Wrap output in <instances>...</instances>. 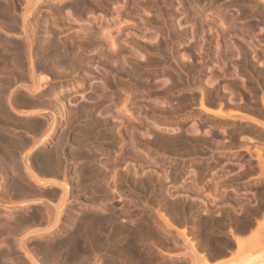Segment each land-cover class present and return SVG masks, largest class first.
<instances>
[{
	"label": "rangeland",
	"instance_id": "374dc122",
	"mask_svg": "<svg viewBox=\"0 0 264 264\" xmlns=\"http://www.w3.org/2000/svg\"><path fill=\"white\" fill-rule=\"evenodd\" d=\"M7 1L8 0H0V3L3 2L1 4H5L4 6H7L8 4L11 5V7L8 5L9 6L8 9H10L9 11L10 12L12 11L14 13L13 15L16 16L19 19L20 18L19 17L20 16L19 15L20 14L19 12H20V10L23 9V7H24V4L23 3H25V2H23V0H20V1H18V3H16L18 5H16V4H14V0H11L13 2H10V1L7 2ZM149 1L150 2L152 1L153 4H151L152 2L150 3ZM236 1H237V3H236ZM241 1L240 0H232V2H230V0H196V1L195 0H133V1L132 0H130V1L129 0H93V1L92 0H77V2H76L74 0H72V1L71 0H61V1L60 0H53V1L52 0H45V2L43 3V5L40 6V9H39V12H38V13H41L40 16L41 15L42 16L41 17L34 18L35 15H36L35 14L34 17H32V16L30 17V19L32 18L31 19L32 21L34 19H35L34 20L35 22L38 21L37 24L38 23L39 24H42V25H38V26H40L38 28H41V29H38L37 30V34L35 36V39L36 40L34 41V43L36 42L35 44H39V45L36 46L35 44H33V47L32 48H36L37 49L40 46V44H43L44 43L42 50L45 51V49H46V52H47V53L46 52H43L42 54H39V53L42 52V50L40 51L41 48H38L37 50L35 49L36 52L33 51L34 49L31 50L32 53H33V57H35L34 59L35 60H36V58L38 59V60L35 61L36 63L39 62V59L40 58H42V57L43 58L44 57H49V55H50V50H49V52L47 50L48 49L47 48V45L48 44L45 43V41H44V38L47 35H48V37L51 36V40L52 41L53 40H57V42L54 41L57 44V49H58V46L60 47V49L63 48V47H65L66 50H67V52L70 53L69 52V49L71 48L72 50L71 49L70 50H71V52H73L74 51L73 48H75V46H77L76 49L78 48V51L75 50L73 53H70L72 59H73L72 56H74L75 59H76V58H79L80 57V56H76V54L77 55L78 54H81V59L83 60V57H85L86 60L88 61L87 62L86 60H83L84 61L83 62L79 58L78 60H80L81 62L80 61L77 62V60L73 59L72 63H70L71 62L70 54H67L66 55L65 54V53H67L66 50H65V53H62L61 54V52H64L63 50L65 48L61 49V52H60V49H58V52H60L58 54V56L56 55L58 58L55 57L54 55H53L54 57L53 56H51V58L49 57L50 60H51V62L52 61L53 62H56V61H58L59 58H63V56L65 54L66 55V58H64L65 61H64L63 65L64 66L66 65V66H65L64 69H68L69 71H71V72H69L67 70L64 71V69L62 71L60 68H63L64 66H61L59 68V66L62 64L61 63L59 65L57 64V66L54 67V73H51V74L48 73L49 75H53V78H54L53 79L52 76H51L52 81L50 80V82H51L50 85L56 86L57 87L56 89H58L59 86H60L61 87L60 89L63 90L59 94H60V97L62 99H63V97L65 98V99L62 100V102L64 104V108H66L65 109L66 110L65 112L67 113L68 111H70L68 113H71L72 110H73V112L76 111L75 112L76 114H74L72 112L73 113L72 116L78 115L77 113H79L80 110L78 112L77 105L79 103H83V104L85 103L87 105V107L84 106L85 104L84 105H78V106H81V108L79 107V109L83 110L82 109V106H83L84 109L86 108V110H88V109L90 110V114L88 113L89 110L86 111L87 114L84 113L85 111L84 112H80L79 113L80 115H78L79 117L80 116L82 117V118L80 117V119L77 116L75 118H73L71 115H69L67 113L66 115L68 116L69 120L65 117V112L63 111V119H62L63 121L60 120V123H59V125L56 128V137H58V138L60 137V139H57L55 137V139H57V140L64 141V142H61V143H64L63 144V147L66 150V152H68V153H66L65 150H64L65 154H67V155L66 156L63 155L64 158L66 157V159H64L65 162L62 159V161L66 164V165L65 164H63V165H64V167H68L69 170L67 168H65V169H67L68 175L71 176V174H72L71 170H73V164L71 163L72 162L71 157H69L70 156L69 153H71L70 147L73 148V149L74 148H76V149L79 148V152H82V150L83 151L86 150V151H89V152L91 151V153H93L92 150L94 148H92V146H95V149H94L95 152H94V154H97V155H94V157L96 158V156H97V158L98 157H101V158H98V159L96 158L97 161L99 160V162H96L95 161L96 159H94V163L96 165V164H99L100 162H102V164L100 163L99 165H100V167H101V165H103V166H102V168H100V167L99 168L101 169V171L105 170V172H106V173H103L104 171L101 172L102 173V176H104L103 179L100 180V181L99 180H95L92 183L93 184L92 185L93 187L92 186H89L88 188L81 189L80 191L78 189H76V188L74 189L76 191L78 190V192L72 194V197H74V198H72L73 207L74 208L75 207L76 208H79L80 206L83 207V206H88L89 204L91 205V203H92V207H93V205H95V204L92 201L90 202L88 200L89 199L90 200L96 199L94 201L96 202V204L98 203V205H97L98 207H99V205L101 203H102V205H100V206L105 207L104 212H106L107 210L108 211L106 213H109V211L112 213V212H114V210H115V212L117 211L118 214L116 213V215L113 216L114 218H117V220H118V217H120L122 213L123 214L124 213L126 214V216L124 215V216H121L119 218V220H118L119 222H117V220L114 219V221H116V223H118V224H122L123 220H122V222H120V219H122V217L123 218L125 217V220L127 221L125 224H127L128 221H130L132 219L135 221V223L138 221L137 223H139V225L140 224H143V225L145 224L144 226H146V224L148 223L149 227L147 225L145 228H148V229L150 228L151 231H152V229L155 230V231L157 230L156 232H157V235L158 236L155 234L156 233L155 231H152L153 232L152 235H155V240L154 241L152 240L154 243L151 241V238H152L151 236L152 235L150 233H147V232L146 233L149 236H147V237L145 235L143 236V238L146 237V240L143 239V238H140L141 241H143V242H141L140 239L138 238L139 240L137 242V244L138 243L141 244V245L138 244L137 245V248H139V246H142L143 249H144L145 248V245L148 247V248H145L144 249L145 251L142 249V247L139 248L143 252H147V253H144V254H146L148 257H149V255H151L152 250H153V252H157L156 253V256L159 255L158 253H160V252L158 251V249H157L158 247L157 246L159 244H162V245L164 244L163 243L164 237H166L168 235V233H169V236H172L173 235L172 233L176 234L175 232H177V234L178 233L180 234V231L179 230H181L182 228H184V229L186 228L185 229V231H186L185 234L189 233V234L186 235V236H189V237H187L188 240L187 239L185 240L186 242L185 241H182V240H184L183 238H185V236L182 239L180 238V237L183 236V234H181L182 236L180 235V237H179L181 240L179 238H176L175 236H173V238L167 236L168 239L169 238L170 239L168 240L167 237H166L165 241L167 243H169V244H167V243H166V245L164 244L163 245L164 247L162 245H159V248L161 246V248H163L167 252L165 254L164 253L162 254V252H161L162 256L160 254L158 257H156V256H154L155 253L154 254L152 253V255L150 257L154 256V258H152V259L149 258L148 259V257L146 255H143V252H140V253H142V255L140 253H138V255H136V256H138L137 258H140L139 259V262H138V259L135 258L136 257L135 255H134L135 257L133 256V260H132V258H130L131 255H129V258L130 259L128 257L125 258L127 261L123 259L124 260V264H129L131 262V260H132V262L130 264H140V263L141 264H145L146 261H147V264H163V263L164 264H168L170 261H168V263H167V260L163 256L170 255V254H175L174 251L177 250L176 249V246L178 245L177 248H180V247H182L183 244H186L184 246L186 247V252L185 253L187 255H190L191 253L193 254V251L194 250H195V252H198L199 253L200 252V249L197 248L198 246H194V245H197L196 244L197 238H199L200 239V242L203 243L202 246H206L208 248L207 249L206 247H204L207 252H208V250H209V252L212 251V250H217L216 252H220V251H218L219 249L221 250V252L222 251H225L226 249L222 250V248H227L226 246L227 245H230L231 243H229L230 240L225 235L226 232H225V229L224 228H226V227L228 228L229 227L228 229H230V231H233L234 230L233 227L235 225V222H233L234 224H232V222H231V221H234L235 220V219L234 220L233 219L231 220V216L233 218L234 217L233 215H235L236 217H234V218H237L240 215V213L242 212L241 214H243V215H240L238 217V219H237V220H239L240 223H238V221H236V220L235 221L237 222L236 224L244 223L243 221H245V218H247V216L249 215V212L246 211V210L250 207L251 202H255L256 203V201H258V199H255L254 200L252 198L250 200H246V201H249V202L247 204H245V203H242V201H244V200L243 199H240L237 196V194L241 190V182L240 181H242L244 179H247V177H250L251 175H253V174L256 173L255 172L256 166H255V160H254V158H255V156H258V155H256L257 154L256 153L257 150L256 151L253 150L252 147H251L253 143L244 141V138L245 137L248 138V136H249L252 140L253 139H256V140H258V142H262V141L264 142V132H259V130L256 129L255 127L253 129V126H255V125H253V123H252V127L249 126L250 128H248V126H247L248 124H246L244 121H242L240 119H236V118L234 119V118H231V117L229 118V117H226V116H225L226 118L225 117H221V116H215V115H212V114H210L208 112L205 113L204 111H202L200 109V104H201L200 102L202 100L204 101V104H206L208 107H210L212 109L215 106H219V107L221 106L222 108L223 107L225 108V106L228 105L227 102H228L229 97L231 95V94L229 95L230 92L231 93L232 92L234 93L233 94V99H236L235 100L236 102L237 101L238 102L240 101L239 103H241L240 104L241 106L244 105L243 103H245V105H246V102L248 101V99L250 100L249 102L253 101L252 99H254V101L257 100V101H255L256 103H251L252 104L251 105L250 103L247 102V104L248 105L250 104L254 110L259 109V111H260V110H262L264 108V105H262V103L264 104V101H262L264 99V97L262 96V95H264V86H263L264 85V66L263 67H258L259 65H257V64L260 63V61H263L264 60V41H263L264 40V35H262L264 33H259V31H262V32L264 31L263 29H261L262 26L264 28V25H263L264 24V21H263V19H261V18H263V15H264V0H241ZM71 2H75V3H72V4H75V5H76V3L81 4L80 9L78 11H73V10H75L74 5H70L69 6V4H71ZM50 3H53L54 6L51 4V5H49L50 7H47L48 4H50ZM57 3L60 4V5H58ZM148 3H150V4H148ZM22 4H23V6H22ZM242 4H243V7H242ZM13 5H14V7H13ZM55 5L58 8V9L56 8V10L54 8V7H56ZM81 7H82V9H81ZM252 7H253V9H252ZM14 8H16L19 12L16 9H14ZM241 8L244 9L243 12H242V9ZM245 8L246 9L248 8V9H251V10H246ZM161 9H162V11H161ZM57 10H58V12L55 13ZM159 11H161V12H159ZM244 11L245 12L248 11V13L247 12L245 13ZM16 12H18V13H16ZM78 12H79L80 15L77 14ZM239 12H241V13H239ZM68 13H69V16L67 17ZM75 13H76V15H75ZM192 13H194V14H192ZM243 13L245 14L244 17H242L243 16ZM250 13H251V15H250ZM260 13L261 14L263 13L262 16H261ZM53 14H55V15L57 14V15L55 16ZM165 14H167V15H165ZM253 14H254V17L253 18H255L256 16H258V18L257 17L255 18L257 20L253 19V21H254V23L256 25L260 22L259 20L263 21V22H260L258 24L261 28L258 25H257L258 27L255 26V24L252 21V17H249V16H253ZM1 15L2 14H0V16ZM17 15H19V16H17ZM43 15L44 16L46 15L48 18H46V16H45V18H43L44 17ZM59 15H62V16H59ZM217 15H219V16H217ZM36 16H39V14L36 15ZM57 16H58L59 19L57 18ZM193 16L195 17V21H194V17ZM199 16H201V18ZM231 16L233 17V19L230 18ZM91 17H95V21L93 20L94 18H91ZM206 17H207V19H206ZM259 17H260V19H259ZM41 18H43V20ZM76 18H77V20H75ZM167 18L169 19V21H168ZM186 18L188 19V21H187ZM218 18H219V20L223 19V20L219 21L222 26L224 25L225 22L228 23L227 20H229L230 22L232 21L231 23L229 22L228 24L226 23V25H224V27H225V29L227 31L224 30L223 27H220L219 26V24H218L219 23L218 22ZM248 18L249 19L251 18L250 19V22L251 23L249 22V19ZM49 19L50 20L53 19L54 21L59 22V24L54 25L53 24L54 21L52 20L53 21V23H52ZM192 19H193V21H192ZM211 19H213V20H211ZM224 19H226V20H224ZM39 20H41V21H39ZM89 20H93L94 21V22L91 21V23H90L91 29H89V32H88L89 35L86 34V37L85 36H83V37L80 36V37H82V38H80L79 35L80 34L82 35V33L79 31V29H81V27H82L81 24H85V26H87L88 25L87 22ZM154 20L156 21V24H154L155 23ZM214 20H216V22ZM243 20H244V22H243ZM3 21H7V18H5L4 15L1 17L0 23H3ZM66 21H67L68 25H67ZM245 21H248L249 23L248 22H245ZM62 22H65L66 25H64L65 23H62ZM222 22H224V23L222 24ZM235 22H236V24H235ZM242 22L245 23L244 24L245 27H244V25L241 24ZM6 23H5V26L8 25V23L7 24ZM18 23H19V20H18ZM60 23H61V25H60ZM247 23L248 24H251V25H248ZM3 24L2 25L0 24V39H1L0 40V49L2 47L3 50H4V46L5 47L7 46L6 49L12 46L11 49L7 50V52H6V50L3 51V52H5L4 56L6 55V57L7 58L9 57L8 59L10 60V58H11L10 56L12 55V52L15 49V47L13 48V45H17L18 44V46H20V44H21V47L23 45V43H22L23 42L22 41L23 39L21 38L22 37V35H21L22 32L20 34L19 24H18V26H16V27H18L17 28L18 30L15 29L16 27L15 28L13 27V29H15V30H12V27L10 28L9 25H8V27H4ZM172 24H174L175 26L172 25ZM51 25L53 26V29H54L53 31H51L52 30L51 29L52 28ZM95 25L96 26L98 25V26L96 27ZM193 25H195L196 27L193 26ZM227 25L234 27V29L231 28V27L228 28L230 30L232 29L231 30L232 32L236 30L235 28H237L236 32H234V35H233V33L227 34L228 31H229L227 29ZM56 26H57V28H56ZM101 26H102V28H101ZM211 26L213 27V29L211 28ZM238 26L240 27L239 28L240 30H238ZM251 26H255V27L254 28L253 27L251 28ZM48 27L51 30L48 29ZM93 27H96V28H93ZM176 27H178V28L176 29ZM7 28H10V29H7ZM58 28H60L61 30L58 29ZM97 28H99L100 30L97 29ZM171 28H173V29H171ZM243 28H244V30H243ZM247 28H248V30H247ZM249 28H251L252 31L255 29V31H253L255 33H253L254 35H252V32H251L250 36H252V37H248V36L245 37V34L246 35H249V33H250L249 31H251V29L249 30ZM43 29H45V30H43ZM101 29H104L103 33L106 32V33H104V35L106 34V37H104V36L102 37V35L100 37L99 34L96 35V33H98L99 31H100L99 32L100 34L102 33L101 32L102 31ZM139 29H140V31L138 32ZM16 30L19 32V34H17L18 32ZM46 30L47 31L50 30V31H48L50 35L48 34V32ZM223 30H224V32H223ZM92 31H94V32H92ZM165 31H167V32H165ZM169 31H171V32H169ZM238 31L239 32L240 31H244V32H242L243 34L240 32L242 34L241 35ZM245 31H246V33H245ZM52 32L55 35H53ZM78 32H80V33L78 34ZM174 32H175V34H174ZM181 32L183 34L180 35L179 33H181ZM247 32H249V33H247ZM44 33L47 34V35H45ZM90 33H92V34L90 35ZM140 33L141 34L142 33L143 34L146 33V34L141 35ZM258 33H259V35H257ZM93 34H94V36L95 35L98 36V40H100V42H101L100 45L98 44L99 41H97L96 36H95V38L94 37L92 38ZM169 34H170V36H169ZM6 36L8 38H6ZM52 36H54L55 39H54V37L52 38ZM171 36H172V38H171ZM177 36H178V38H177ZM239 36H240V38H242V36H243V38L244 39L246 38L247 41H245L243 38H242L243 39V41H242L239 38ZM9 37H10V40H9ZM89 37L92 38L93 41L90 40ZM107 37H111L110 38V41L111 40H114V39H112L113 37L115 38V41L117 40L116 42H114V45L116 43H118L117 44V47L115 45V48L116 49L114 48V50L113 49L111 50V45L109 47L110 41H108V44H106L107 42H105V44L103 45L104 41H106V39H108ZM164 37H165V39H164ZM4 38L7 39L8 42L7 41H3L4 42L3 43L2 42V39H4ZM37 38H38V40H37ZM104 38H106V39L104 40ZM20 39H22V40H20ZM41 39H42V41H41ZM102 39L104 41H101ZM169 39H170V41H168ZM17 40H19V41H17ZM63 40L64 41L71 40L76 45L75 46H71L73 44H72L71 41H69V42H66L67 45H63L62 46V44H66ZM94 40H96V41H94ZM11 41H14V44H11ZM62 41L64 43H62ZM84 41H85V43H84ZM86 41H88V43H89V41H91L92 44H96L94 42H97L98 46L97 45L96 46L99 47V48L101 47V48L100 49L99 48H94V47H96L95 45L90 46L91 44L89 45L88 43H86ZM155 41L157 42V44L159 43L158 45H159L160 48L157 46V44H154V43H156ZM218 41H219V43H218ZM229 41H231V42H229ZM252 41H253V43H252ZM5 42H6V44H5ZM82 42L84 43V45H82V46L79 45ZM243 42H245V43H243ZM246 42L248 44H251L252 43L253 45L255 43L256 45L253 46V47H251V45H252L251 44V45L248 46L249 49H246V47H247L246 46ZM259 42H260V44H259ZM7 43H9L11 45H9V44L7 45ZM143 43H144V45H142ZM1 44H2V46H1ZM146 44H148V45H146ZM153 44H154L155 47L153 46ZM156 46L159 48V52H158V49H156L157 48ZM199 46H201V47L199 48ZM244 46H246V47H244ZM148 48H150V50H148ZM216 48L218 50H216ZM222 48H224V49H222ZM235 48H236V50H235ZM254 48H256V49H254ZM152 49H153V51L155 50V52H152L151 51ZM194 49L195 50L197 49V50L195 51ZM225 49H227V50H225ZM229 49H231L232 52ZM238 49H240V50H238ZM146 50H148V51H146ZM161 50H163L164 53ZM251 50L253 52L254 51L255 52L253 53ZM37 51H38V55H35L34 56L35 53L37 54ZM156 51H157V53H156ZM160 52H162V53H160ZM240 52H242V54ZM7 53H8L9 56L7 55ZM74 53H76V54L75 55H72ZM148 53H150V54H148ZM158 53H159L160 56L158 55ZM255 53H257V56L258 55L259 56L256 57V59L251 60L250 59L251 56H252V58H254L255 56L253 57V55ZM45 54H47V56ZM82 54L85 55V56H82ZM163 54L164 55L166 54V55L164 56ZM40 55H42V56H40ZM68 55H69V57H68ZM168 55H169V57H168ZM175 55H178L179 58L177 56H175ZM242 55H245V56H242ZM38 56H39V58H38ZM229 56H231L232 58L231 57L229 58ZM111 57L113 58V60L115 58V63H111V62H113L111 60L112 59ZM243 57L244 58L250 57V58L249 59L246 58L247 59L246 60ZM53 58H54V60H53ZM55 58H57V60ZM219 58H221V59H219ZM8 59L6 61L7 63L10 62ZM66 59L67 60L69 59V63L70 64L68 63V61ZM74 60L76 61V63H75L76 66L73 64V62H75ZM151 60L152 61H155L156 60V61L155 62H152ZM158 60H159V62H158ZM148 61L151 64V65L148 64L149 66L145 65V64H147ZM240 61H242L243 64H241L242 62H240ZM250 61H251V63L252 62L254 63V65H255L254 67L257 70H258V68H259V70L263 69V70L260 71L261 73L258 72V74H256L257 76L254 75L255 74V71L257 73V70L253 67V64L250 65V63H249ZM254 61L256 62V64H255ZM1 63L2 64L3 63L5 64V62H3V61ZM10 63H13V62H10ZM24 63H26V61ZM136 63H137V65L139 63L138 68H137ZM157 63H159V65ZM223 63H224V66H223ZM262 63H264V62H261V64ZM68 64L70 65V67L72 66L71 64H73L72 67L75 68V69L77 67L78 69L75 71V69H73L72 67L70 68ZM141 64H142V66L144 68L141 67ZM3 65H0V66L1 67H4L5 65L4 66ZM6 65H8L7 67H11V64H6ZM67 65H68L69 68L67 67ZM80 65H82V67L85 66L84 67L85 69L83 70V68ZM244 65H249L251 68L249 66L248 67L252 71L249 68H247V66H244ZM262 65H264V64H262ZM79 66L81 68H79ZM217 66H220V67H223V68L221 69L220 67L218 68ZM24 67H26L25 64H24ZM87 67L89 69H86ZM134 67L136 68V71H138L137 72L138 75H137L136 72H134V69H135ZM243 67H245V68H243ZM252 67L254 69H252ZM72 69L74 70V73L72 72L73 71ZM138 69H140L141 71L138 70ZM233 69H235V71ZM240 69H242V70H240ZM89 70H92L93 72L92 71L91 72L94 73V74H92ZM246 70H247V72H246ZM88 71L90 72V74H89ZM248 71L249 72L251 71L250 72L251 74L254 73V74H252L253 77L249 76L251 79L248 77V74H249ZM0 72H1V75H3V76L0 75V79H1L0 82H3L2 79L4 78V80H5L6 79L5 77L8 76L9 73L6 75L7 72H5V73L2 72V71H0ZM105 72H106V74H105ZM125 72H126V74H125ZM127 72L128 73H132V74H127ZM244 72H246V73H244ZM133 73L135 75H133ZM194 73H196V74H194ZM57 74H59V75H57ZM107 74H108V76L105 77L104 75H107ZM245 74H247V75H245ZM251 74H249V75H251ZM60 75L61 76L63 75V76L60 77ZM78 75H80V76H78ZM243 76H245V77L243 78ZM57 77L59 79H57ZM23 78H24L25 81L24 80H22V81L29 82V80L26 79L28 77H24L23 76ZM253 78L256 81H259V80L262 79L261 82H259L258 86H257V83L258 82H256V81H255L256 83L254 81H251L252 84H250L251 82L249 83L247 81V80H249V81L250 80H253ZM258 78H261V79L258 80ZM19 79H20V81L18 83L17 81ZM21 79H22L21 77L16 78V80H14V83L15 84L12 81L13 87H11V84L10 83H9L10 84L9 87H8L9 84L7 85L5 83L7 85V87L10 88L8 90V88L6 87L7 92L8 91L9 92H11V91L15 92L13 94V98L15 100L17 98L16 103H17V101H19V97H20V99L23 98V97H29V95L27 93H25L23 90H21L22 85H23V84L21 85ZM85 79H87V80H85ZM209 79H211V80H209ZM213 79H214V81L211 82ZM207 80L210 83H213V84L212 85L211 84L209 85V83H208ZM100 81L101 82L102 81L105 82L104 85L105 86H108V87H106L108 89H104L105 86L103 85V82L100 83ZM215 81H217V82H215ZM58 82H60V83H58ZM76 82H78V83L76 84ZM97 82L99 83L98 85H96ZM244 82H245V84H247V82H248L250 84V85L248 84V86H251L252 88L251 87H247V85L245 86ZM55 83H57V84H55ZM92 83L95 84V86L94 85H91ZM253 84H254V86H253ZM260 84H261V86H260L261 88L259 87ZM17 85L19 86L18 88H16L17 90H13V88L15 86L17 87ZM69 85H70V87H69ZM84 85H86V86H84ZM90 85H91V87H90ZM101 85H103V86L101 87ZM74 86H76V87H74ZM93 86H94V88H92ZM98 86L101 87L100 90H99V87ZM262 87H263V90H262ZM70 88H71V90H70ZM102 88L105 91L101 90ZM245 88H248L249 90L252 89V90H250L251 92L253 90H255L256 93L252 92L251 93V94H253V97H252V95H249V92L250 91L248 89H247L248 90L247 91ZM6 89H5V91H6ZM90 89L91 90H94V91L91 92ZM18 90H19V92H18ZM123 90H124V92H123ZM243 90L245 92H243ZM22 91H23V93H22ZM239 91H241V92H239ZM9 92L7 94H6V92H4V93L6 95H8ZM65 92H67V93H65ZM90 92H91V94H93L92 96H90L91 95ZM105 92H106V95H105ZM247 92H248V95L247 96L249 98L248 97L245 98L246 96H243L244 93H247ZM260 92H262V93H260ZM64 93H65L66 96L64 95ZM97 93L100 96H99V98H96V99H100V100H97L96 101L94 96ZM102 93L104 95H101ZM15 94L20 95V96L17 97V95H16V98H15ZM23 94H26L27 96H25ZM127 94L131 95L130 97L128 96L129 99L127 97L125 98V96H127ZM239 95L240 96L242 95V97H240ZM254 95H255V98H254ZM118 97H119V99H118ZM120 97H122L121 99L123 100V102L126 101L125 99H128V102H125L127 104V105H125L127 108H124V106H123L124 104H122V106H121V103H123V102H122V100L120 101ZM241 98H242V100H245V101L247 99V101L246 102L245 101H242V100H240ZM93 100H95L96 103H94ZM100 101L102 102L101 104H100ZM97 102H99V103L97 104ZM88 103H90V104L91 103H94V104H97V105H95V108H94V104L93 105H90ZM219 103H221V105H219ZM19 104L20 103H18V105L16 104V106H21V104L20 105ZM65 104H66V106H65ZM117 104H118V106H117ZM229 104L231 106L233 105L231 103H229ZM253 104H255V105L258 104L257 105L258 107L255 109L256 106H253ZM260 104H261L262 107L259 106ZM22 105H24V104H22ZM101 105H102V107H101ZM230 105H229V108H235V107H231ZM67 106L69 108L70 107H73V108H71L72 110L69 109ZM75 106H76V109L77 110L75 109V111H74ZM103 106L104 107L107 106L110 110L107 109V107L104 108ZM119 106H121V107H119ZM233 106H237V105H233ZM22 107L25 108V110H26V108L28 109L30 106H28V107L22 106ZM22 107H20V108L19 107H16V109L18 108L20 110ZM91 107H92V109H90ZM100 108L101 109L104 108V111L105 112L102 109V113L103 114H105L107 112L106 114H108L109 117H110L109 114H112L114 116L117 115L116 118L114 116H112V115H111L112 117L108 118V116L106 114L105 115L107 117H103L102 116L103 115L102 113H101L102 115H98L100 113L99 111H101ZM226 108H228V106ZM96 109H98V110H96ZM124 110H125V112H128L130 110L129 111V112H131L130 116L131 115L132 116L135 115V116H133L134 119H130V118H133V117L132 116L129 117V114H128L129 112L126 113L127 115H125ZM55 111L57 113H59L58 112L59 110L58 111L55 110ZM96 111H98L99 113L96 112ZM8 112L10 113L11 111H8ZM95 112L97 113V115H95L96 114ZM118 112H120V113H118ZM81 113H82V115H81ZM10 114H12V112ZM119 114L120 115L121 114H124V115H121L122 116L121 117V116H119ZM84 115H86V116H84ZM87 115H89V116H87ZM12 116L16 118L15 119V123H21V122H24L25 119L26 120H31L32 118H34V117H26L27 115H22V116L18 115L17 116L16 114H13ZM57 116H59V115H57ZM96 116L97 117L99 116V118L102 116L103 118L108 119V120H106L107 123H105L106 121L104 122L105 119H103V118H101V119H103L102 121L104 123L102 121L100 122L99 118H97ZM123 116H125V117H123ZM86 117H90V118L87 119ZM93 117L97 118L99 120V121L98 120L97 121L100 122V123H97V121L94 118L93 120L96 121V122L94 121L96 124H98V125L101 124L97 128H96V126H98V125H96L95 123H94L95 125H93V122L89 121ZM61 118L62 117H60V119ZM21 119L22 120L24 119V120L21 121ZM64 119H65V121H64ZM66 119L68 120V122L71 120L70 122H71L72 125H70L69 123H67L66 122ZM75 119L76 120L79 119V120L76 121ZM82 119L83 120L87 119V121L86 120H85L86 122L85 121H82ZM40 120H43V119H40ZM74 120H75V124L76 125L73 122ZM111 120H112V122H110ZM227 121H230V122H227ZM65 123L66 124H69V126L67 127V125ZM82 123L83 124L85 123V124L83 125ZM89 123H91V124H89ZM102 123L105 124V126L102 125ZM63 124L66 126V128L68 129V131L65 130L66 128H65V126ZM78 124H80V125H78ZM81 124H82V126H81ZM109 124H111L112 127L111 126H108ZM231 124L234 125V126H232ZM85 125H86V128H88V126L90 125V128H88V130H86L85 129ZM91 125L93 127H95L94 128L95 130L97 129V133L94 132L93 127H91ZM76 126H78V127H76ZM16 127L18 128V126H16ZM74 127H76V129ZM235 127H236V129H234ZM91 128H92V130H93L94 133L91 132L92 131ZM110 128L113 129V130H110ZM18 129H20V126H19ZM207 129H208V131H207ZM224 129H225V131H224ZM248 129H249V132H247ZM250 129H252L251 132H250ZM73 130H74V132H73ZM79 130H80L81 133H83L85 130H86L87 133L89 132L88 133L89 134V136H88L89 138L87 137L88 134L86 132H84V134H82V136H81V138H82L81 139L80 138V135L81 134H80ZM81 130H83V131H81ZM76 131H77V134L75 133ZM205 131H207V132L205 133ZM230 131H232V133ZM71 132L73 134H71ZM90 132H91L92 135H90ZM99 132H100V134H99ZM102 133H105L106 136H104V134H102ZM211 133H212L213 136L211 135ZM95 134H97V135L95 136ZM78 135H79V140L78 141L80 142L79 144H78V141H76L77 140L76 138H78ZM85 135H86V138L85 139H87V138L89 139L87 142L83 138V137H85ZM129 135H131V136H129ZM242 135H244V136H242ZM61 136H63V137H61ZM91 136L92 137L95 136L97 138L100 137V140H101V138H102V140L101 141L100 140L95 141V139H94L95 137L94 138H90ZM109 136H110V138H112V137L113 138L110 139V138H108ZM65 137L68 140L67 139L64 140ZM103 137H104V139H103ZM121 137H122V139H120ZM125 137H128V138H125ZM55 139L52 141V143H49L51 146L48 144V146H50V147L47 146L46 148H51L53 143L58 142ZM70 139L72 141L74 139L75 142L73 141V143H75V144H73ZM91 139H93V140H91ZM128 139H130L131 141H133V143L131 144V141L130 140L128 141ZM162 139H164L166 142L167 141L168 142L166 143V142L162 141ZM106 140H108V141H106ZM65 142H67V143H65ZM111 142H116L117 143V146H116L115 143L112 144ZM89 143H91L92 146ZM101 143H102V146H101ZM107 143H108V145H107ZM81 144L82 145L84 144V145L81 146ZM86 144H88L89 146L87 145L85 147V149H84V146ZM257 144H259V143H257ZM56 145H58V143ZM99 145H100V148H99ZM106 145L109 146V147H107ZM132 145H134V146H132ZM53 146L55 147L54 144H53ZM103 146H104V148L106 147L105 150L109 151V153L112 152V154H110V155L107 154V151L105 152ZM90 147L92 148V150L90 149ZM67 148H69V151L70 152L67 151L68 150ZM81 148H82V150H80ZM120 148H122V149H120ZM96 149H97V151H96ZM262 150L263 149H261V151ZM72 152H74V151L72 150ZM114 153H115V155H114ZM263 153H264V150H263ZM106 155H107V157H112V158L113 157H115V158L118 157V158H117V160L113 159L115 161L110 162V161H112V158L111 159L110 158H107V159H109V161H107V159L105 158ZM68 157L70 159H68ZM104 158L106 159V161L104 160ZM258 158H259V156H258ZM100 159H101V161H100ZM259 159H261V158H259ZM76 161L78 163H81V160H76ZM119 161H120V164H116ZM112 164L115 167L118 166L119 169L118 168H117L118 170L116 168L114 169V166ZM122 164H124V165H122ZM126 164L128 165V167H127ZM198 164H201V165H205L206 164V167L203 166V167H205L203 169V167L201 165H198ZM207 164H208V166H207ZM242 164H243V166H242ZM248 164H249V166H248ZM110 165L113 167V169H112V167ZM106 166L107 167L110 166V167H108V169H107ZM226 167H229V169L226 168ZM97 168H98V166H97ZM105 168L107 170H109L111 168V170L110 171H106ZM248 168H249V170L247 171ZM190 169H194V170H196V169H200V170L203 169V170H201L200 172H198V170H196L197 172H195V173H198L199 175H197V177L194 178L196 175L195 176L190 175L189 174L190 173ZM227 169L229 170V172L227 171ZM114 170H116V171L114 172ZM121 170H123V171H121ZM214 171H216V174H215L216 177L214 176V174H212V172H214ZM108 172H109L110 175L108 174ZM123 172H125V174ZM112 173H114V175H115V173L118 174V175H115V177H114V176H112ZM201 173H202V175H201ZM103 174H106V177ZM121 175H122L123 178L121 177ZM228 175L230 177H228ZM116 176H118V177H116ZM112 177L113 178H116V179H112ZM192 177L194 178V181L196 183L195 182L194 183H191L190 179ZM187 178H188V180H187ZM117 179L119 181H117ZM229 179H230V181H229ZM139 180H141V181H139ZM236 180H237V182H236ZM98 181L100 183H98ZM224 181L225 182L226 181L227 182L229 181V182L228 183L227 182L224 183ZM95 182H97V183H95ZM101 182H104V183L102 184ZM116 182H117V184H116ZM139 182L144 183V185H147V183H148V187L147 186L145 187V186H143L141 184L144 187V188H142L141 185L139 184ZM97 184H100V185L102 184L101 186L105 185L103 188L100 186L101 187V189H100L101 191L100 192H97L95 190V189H98L95 186ZM159 185H160V187H159ZM186 186H188V187H186ZM97 187H99V186L97 185ZM93 188H95V189H93ZM104 188L105 189H108V191H106V192L109 193V196H107L108 194L106 192L105 193L107 195L104 193V191H102V190H105ZM110 188H114V189L113 190L112 189L110 190ZM158 188L160 189V191H159ZM262 188H264V186ZM88 189L89 190L91 189V192L88 191ZM244 189H247V188H244ZM94 190L97 193L93 192ZM109 190H110V192H109ZM73 192H75V191H73ZM118 192H119V194H118ZM161 192H162V195L165 194L168 198L167 197L163 198L165 195H163V197H162L161 194H160ZM99 193H100V195H99ZM170 193L173 194L174 199H173V196ZM104 194L106 195V198H103ZM115 194H116V196H115ZM157 194L159 196H161V198L158 197ZM183 194H184V196H182ZM91 195H95L94 196L95 198H93V196H91ZM169 195H171V196H169ZM180 196H182V197H180ZM162 198H163V200L164 199H167L168 201L170 200L169 202L167 200H164V202H166V203L168 202V204H170V205H168L166 203H163V201L160 203V201H158V200L159 199L162 200ZM176 199H178V201ZM101 200H103V201L101 203H99V201H101ZM107 200H109V201H107ZM182 200H183V202H182ZM87 201H88V203H87ZM187 201H188L189 204L187 203ZM173 202H174V204H173ZM177 202H179V203H177ZM103 203H105V204L107 203L106 206ZM156 203H158V204H156ZM108 204L110 206H108ZM111 204L113 205V207H112ZM164 204H166V206L168 205L167 206L168 210L167 209L166 210L169 211L170 214L168 212H166L167 213V215H166V213L164 212L165 209H163V208H166V206L164 207ZM171 204H173L172 207H170ZM242 204L244 205V207H243ZM240 205H241V207H239ZM97 206L95 205V207H97ZM114 206H115V208H114ZM121 206H122V208H121ZM158 206H160L159 207L160 210L161 211L163 210L162 212H164L167 217H169L172 214V216L169 217L170 219L169 218L168 219L170 220V222L173 221V222H171L172 224H174V223L176 224V225H173V226L178 227V225H179V227H178L179 230L178 229L176 230L173 227H166L165 226L164 222L156 214V211L157 210L159 211ZM176 206H177V208H176ZM106 207H108V208H111L112 207V210L113 211L109 210L108 208L106 209ZM169 207H170L171 210L174 209L172 212L173 213L176 212L175 214L177 215V218H176V215L175 216L173 215V213L171 212V210L169 209ZM132 209H133V211H132ZM249 209L251 210V207ZM179 210H180V212H179ZM244 210L246 212H248V213H246ZM138 211H139V213H138ZM71 212L73 214L75 212V210L72 209ZM135 212H136V215L133 216V214ZM148 212H150V213H148ZM2 213L3 212L0 211V215ZM145 213H148V214L146 215ZM187 213H189V214H187ZM129 214H132L133 218H132L131 215L129 216ZM142 214H144V215H142ZM151 214H152V216H151ZM168 214H169V216H168ZM180 214H182V215L184 214L186 216H184V215L182 216ZM111 215H113V214H111ZM127 215L129 217H127ZM155 215H156V217H155ZM178 215H180V217ZM244 215H246V217ZM144 216H146L147 218H145ZM150 216L151 217L154 216V218H149ZM197 216H199V217L201 216L200 217L201 219H199V217H197ZM205 217L207 218V220H206ZM241 217H243L244 219L242 220ZM0 218H2V217H0ZM127 218L130 219V220H128ZM155 218H157V219L159 218L160 220L159 219H158V221L156 220L157 221V223H156ZM189 218H190V220H189ZM210 218H212V219H210ZM213 218L215 219V221H214ZM222 218H224V219H222ZM135 219H137V221ZM150 219H151V222H152V219H153V221H154L153 223H156V224L151 223L150 222ZM171 219H173V220H171ZM0 220L3 221V219H0ZM125 220H124V222H125ZM144 220H146L145 223H143ZM147 221H149V222H147ZM210 221H211V223H210ZM124 222H123V224H124ZM199 222H202V223H199ZM260 222H258V223H260V225L257 223V225L260 226V227L257 226L256 227L257 230L255 229L253 231V233L254 232L255 233L254 234L252 233L250 239L249 238L246 239V240H249L247 242V246H248L249 243H251L250 240L253 239L252 242H254L258 238L256 240L258 242L255 241L254 244L251 243L254 246H252V245H251L252 247L250 245H249L250 247L248 246L249 249L252 248L253 250H257L258 249V247H257L258 244L259 245L264 244V241H263L264 240V229L263 230L260 229L261 226L264 225V219H263V221L261 220ZM161 224H163V226H165L166 228L163 227ZM199 224H201V226ZM227 224H228V226H227ZM231 224L233 225V227H231ZM155 225L156 226L158 225V226L156 227ZM210 225H211V227H209ZM217 225H219V226H217ZM197 226H199L200 228L202 227V228L201 229L199 227L196 228ZM151 227H152V229H151ZM154 227H156V228L154 229ZM157 228H159V229H157ZM189 228H190V230H189ZM219 228H222V229H219ZM231 228H233V229H231ZM205 229L206 230H208V229L211 230L212 229L211 232H210V234L212 233L213 235L212 234L210 235L209 232H206V233L203 232V231H206ZM158 230L160 231V233H162L164 231L163 232L164 233L163 236H162V234H161V236H160V234H158L159 233ZM195 230L198 231V232L200 231V232L199 233L198 232L196 233ZM261 231H262V233H260ZM18 232H20L21 234H19ZM18 232H16L15 234L10 235L9 237L7 236L8 238H6V237L3 238V236L5 234V231H4V234L3 235H0V249H1V247L2 248L5 247L4 249H2V251L5 253V251H7L8 246H10L11 244H13V242L11 240H9V238L12 239V238H15L16 237L15 238L16 240H18V238H19V240L20 239L21 240H24L25 239L24 241H27V242H25L27 245H31V246L33 245L32 247L31 246H28L27 247V245H26V247L28 249L30 248V252L33 253L34 251L32 249L35 248L34 245L38 242L39 239H37V237H33L32 238V236H29V235L22 236L24 232H21V230L18 231ZM258 232H259V234H258ZM17 233L19 234V236H18ZM207 233L210 236H212L213 238H211L210 236H206V237H208L210 239L209 240L206 237H204V235H207ZM216 233H218V234H216ZM223 233H224V235H223ZM229 233L231 234V232H229ZM200 234L202 236H199ZM257 234H258V236H257ZM159 236H160V238H159ZM222 236L223 237L225 236V237L223 238ZM25 237H27V238L30 237V238L26 240ZM148 237H150V239ZM156 237H157V239H156ZM221 237H222V239H221ZM254 237H256V239ZM2 238L4 240L7 239L6 240L7 242L4 241ZM158 238L160 239L159 241H158ZM161 238H163V239H161ZM259 238H260V240H259ZM15 239H13V241L15 243H17V241H15ZM32 239L33 240L36 239L37 240V241L35 240L36 243H34V241ZM147 239H149V241H147ZM175 239H176L177 244L173 241ZM178 239H179V241H177ZM189 239L190 240L192 239V242L193 243L192 242H187V241H189ZM223 239L226 240V241L228 240L229 242L228 241L227 242L225 241L224 242L226 244L225 245L224 243H222L223 242ZM28 240H29V242H28ZM144 240L147 242V244L144 242ZM161 240H163V241H161ZM206 240H208V241H206ZM211 240H212V242H214L215 240H218V241L212 243ZM221 240H222V242H221ZM8 241H11L12 243L11 242H8ZM30 241H32V242H30ZM170 241L172 243L174 242V244H172V246L176 244L175 247H174L175 249H173V247L172 248H169L171 246ZM209 241L212 243V245L214 244L213 245L214 248L209 243ZM259 241L261 243H259ZM158 242H159V244H158ZM218 242H220L221 244L218 243ZM15 243L13 244L14 246L11 245L10 247H12V249L14 250V254H16V252H17V254H16L17 256L16 255H13V254H10L11 256L8 255V258H6V260H5V264H10V262H11V264L12 263L13 264H17V262L20 263V261H21L20 259H22L20 257H23L22 254L19 251H17V248H16L17 247V244H15ZM107 243H108L107 246L114 245L112 242H109V241L106 242L105 245ZM151 243H153V244H151ZM188 243H189V245H187ZM215 243L216 244L218 243V244L216 245ZM103 244L104 243H102V246L101 247L104 246V248H102V249L103 250H106L108 252L109 251L108 249L111 248V246L110 247H107V246H105ZM208 244H210L212 246L211 247L212 249L209 247L210 245H208ZM219 244L222 245V246L225 245V247L223 246L222 248H219V247H221ZM153 245H155V246H153ZM166 246L168 247V249H167ZM255 246H256L257 249L255 248ZM193 247L194 248L196 247L199 251H197L196 248L195 249H192ZM261 247H264V245H262ZM261 247L259 248V250L255 251V252H253L252 249H251V252H250L249 249H246V251L247 252L249 251L248 253H256V252L264 249V248H261ZM97 248H98V250H96V254L95 253H92L93 256L96 255V257L94 256L96 259L94 257H91L94 260V261H92V260H90V258H88L89 262L88 261L87 262L85 261L83 264H85V263L86 264L87 263L88 264H102L101 262L105 261V259L110 255V254H107L106 251H104V253H103V250H101L100 246H98ZM99 248H100L101 252H100ZM149 248H150L151 251L148 252L147 250H149ZM154 248H156L157 250H154ZM215 248H217V249H215ZM229 248L232 249V247L228 246V249ZM190 249L192 251H190ZM98 251H99V253H98ZM213 252H215V251H213ZM4 253H0V254H4ZM97 253H98V255H97ZM104 254H106L107 257H103V256H105ZM235 254H233V255H235ZM18 255L20 257H18ZM99 255H101V256H99ZM142 256L145 257V258H143ZM14 257H16L17 259H15ZM141 257H142V259H141ZM101 258L103 259V261H102ZM134 258H135V260H134ZM97 259H100V260H97ZM189 259H190L191 264H197L196 262L193 261L194 259H192L190 257H189ZM22 260L24 261V257H23ZM140 260H141V262H140ZM7 261H8V263H7ZM40 261H41V259H40ZM143 261L145 263H143ZM25 262H26V260L24 261V263L21 261L22 264H26V263L28 264V262H26V263ZM149 262H151V263H149ZM121 263L123 264V261L122 260H121ZM121 263L119 262V264H121ZM45 264H47V263H45ZM57 264H61V261L59 260V262ZM169 264H177V263L174 262V261H171Z\"/></svg>",
	"mask_w": 264,
	"mask_h": 264
},
{
	"label": "bare ground",
	"instance_id": "6f19581e",
	"mask_svg": "<svg viewBox=\"0 0 264 264\" xmlns=\"http://www.w3.org/2000/svg\"><path fill=\"white\" fill-rule=\"evenodd\" d=\"M13 2V1H11V0H8L7 2ZM18 1H20V0H14V4H16V3H18ZM53 1V0H52ZM61 1V0H60ZM72 1V0H71ZM74 1H76L77 2V0H74ZM93 1V0H92ZM130 1V0H129ZM133 1V0H132ZM196 1V0H195ZM241 1V0H240ZM23 2H25V3H23L24 4V7H23V9L22 10H20V12L16 9V8H14V9H16L20 14V16L19 15H17V16H19L20 18L18 19L16 16H14L13 14V12L11 11H9L10 9H8L9 8V6L11 7V5H7V6H4L5 4H1V3H3V2H1L0 3V14H2L1 16H0V20H1V17L4 15L5 16V18H7V21H3V23H0L1 25L3 24V26L4 27H8V25L10 26V28L12 27V30H15V29H17L18 27H16V26H18V24H19V30H20V34H21V32H22V39H20V40H22L21 42L23 43V45H22V47H21V44H20V46H18V44L17 45H13V48L15 47V49H14V51L12 52V55L10 56L11 58H10V60L6 57V55L4 56V54H5V52H3L4 50H6V52H7V50H9V49H11V47H9V48H7L6 49V47L4 46V50H3V48L1 47V51H0V65H3L1 62L3 61V62H5V66L4 67H1L0 69V71H2V72H7L6 73V75L9 73V75L8 76H4L6 79L4 80V78L2 79L3 80V82H0V211H2L3 213L0 215V217H2V218H0V219H3V221L2 220H0V235H3L4 234V231H5V234H4V236H3V238H8L10 235H12V234H15L16 232H18V231H20L21 230V232H24L23 233V235L22 236H26V235H29V236H32V238L33 237H37V239H39L38 240V242L36 243L35 242V240H33L34 241V243H36L34 246H35V250L34 249H32L34 252L32 253V252H30V248L28 249L27 247L28 246H31V245H27L25 242H27V241H24V240H19V238H18V240H16L15 238H12V239H10L9 238V240H11L12 242H13V244L15 243L14 241H13V239H15V241H17V243H15V244H17V251H19L21 254H22V256L24 257V261L26 260V262H28V264H45V263H47V264H57L58 262H59V260L61 261V264L63 263V264H83L85 261L87 262H89V260H88V258H90V260H92V261H94L91 257H96V255H92V253H95L96 254V250H98V246H100V248H101V250H103L102 248H104V246L103 247H101L102 246V243H104L103 245H105V243L106 242H112L114 245H109V246H107L108 245V243L105 245V246H107V247H110L111 246V248H107L109 251L107 252L106 250H103V253H104V251H106L107 252V254H110L108 257L106 256V254H104L105 256H103V257H107L106 259H105V261H103V259H102V261L103 262H101L102 264L104 263V264H119V262L121 263V260L123 261V264H124V260H126L125 258L126 257H128L129 258V255H131L130 256V258H132V260H133V256L135 255H138V253H140V252H143L142 250H140L139 248L140 247H142V246H139V248H137V245L139 244H137V242H138V240L140 239V238H143V236L145 235L146 237L147 236H149L147 233H150L151 235H152V231H155V230H153L152 229V227H151V229H152V231L150 230V228L148 229V228H145L147 225H148V223L146 224V226H144L143 224H140L139 225V223H137L138 221H137V219H135L137 222V224L135 223V221L132 219V220H130V219H128V220H130V221H128V223L127 224H125L127 221L125 220V217L123 218L122 217V219H120V222H122V220H123V222H124V220H125V222H124V224H123V222H122V224H118V223H116V221H114V219H116L117 220V218H114L113 216L114 215H116V213H117V211L115 212V210H114V212H110L109 211V213H106V212H104V209H105V207H102V206H100V205H102V201L103 200H101V201H99V203H101L100 205H99V207L97 206L98 205V203L96 204V202L94 201V200H96V199H94V200H88V201H92L97 207H95V205H93V207H92V203H91V205L89 206H78L79 208H74L73 207V204H72V198H74V197H72V194H74V193H76V192H78V190L80 191L81 189H86V188H88L89 186H92L93 184V182L95 181V180H102L103 179V177L104 176H102V173L101 172H103V173H106L105 172V170H103V171H101V169L100 168H102V166L103 165H101V167H100V163L102 164V162H100L99 164H96L95 165V163H94V159H96L97 158V156H96V158L94 157V155H97V154H94V152H95V146H92V142L91 143H89V144H91V146H92V148H94L93 150H92V148L90 147V149L93 151V153H91V151L89 152V151H86V150H82V148L80 149V150H82V152H79V148L78 149H76V148H71L70 147V149H71V153H69V157H71V160H72V164H73V170H71V172H72V174H71V176L70 175H68V171H67V169H68V167H64V165L63 164H65L64 162H65V160L64 159H66V157L64 158V156H66L67 154H65V152H66V150L64 149V147H63V144L64 143H61V142H64V141H61V140H57V139H60V137L58 138V137H56V128H57V126L59 125V123H60V120H62L63 119V111L65 112L66 110V108H64V104H63V102H62V100L63 99H65L64 97H63V99L60 97V92L61 91H63V90H61L60 88V86H59V88L58 89H56L57 87L56 86H52V85H50V80L52 81V78H53V75H49V74H51V73H54V67L55 66H57V64L59 65V64H61L60 66H59V68L61 67V66H64L63 65V63H64V58H66V55L67 54H70V53H73L75 50H77L78 51V48L76 49V47L77 46H75L76 44H74L71 40H69V41H71L72 42V44L73 45H71V46H75V48H73L74 49V51L73 52H71V50L69 49V52L70 53H68L67 52V50H66V48L65 47H63V48H65L63 51L64 52H61V49H63V48H61L60 49V47L58 46V49H60V52H61V54L62 53H65V50H66V52L67 53H65L64 54V56H63V58H59L58 59V61H56V62H51V60H50V58H51V56H55V57H57L58 56V54L60 53V52H58V49H57V44L55 43V42H57V40H51V36L50 37H48V35L47 34H45V35H47L45 38H44V41H45V43H47L48 45H47V50H48V52H49V50H50V55H49V57H42V58H40L39 59V62H35L36 60H38L37 58H36V60L34 59L35 57H33V53H32V51L31 50H33V51H35V49L36 48H32L33 47V44H35L34 43V41L36 40L35 39V36H36V34H37V30L38 29H41V28H38V27H40V26H38V25H42V24H37V22H35L34 20V22L30 19V17L32 16V17H34V15L36 14V15H38L39 14V16H36L35 15V17L34 18H37V17H41L40 16V14L41 13H38L39 12V9H40V6L41 5H43V3L45 2V0H23ZM56 2V1H55ZM70 2V1H69ZM79 2V1H78ZM150 2V1H149ZM152 2V1H151ZM150 2V3H151ZM230 2H232V0H230ZM242 2V1H241ZM240 2V3H241ZM21 3V2H20ZM60 3V2H59ZM72 3H75V2H71V4H69V6L70 5H74V8H75V10H73V11H78L79 9H80V6H81V4H79V3H76V5L75 4H72ZM150 3H148V4H150ZM236 3H237V1H236ZM235 3V4H236ZM248 3V2H247ZM11 4V3H10ZM23 4H22V6H23ZM53 5L54 6V4L53 3H50V4H48V6L47 7H50L49 5ZM58 4V3H57ZM151 4H153V2L151 3ZM157 4V3H156ZM233 4V3H232ZM244 4V3H243ZM243 4H242V7H243ZM249 4V3H248ZM16 5H18V4H16ZM21 5V4H20ZM58 5H60V4H58ZM250 5V4H249ZM56 6V5H55ZM83 6V5H82ZM152 6V5H151ZM13 7H14V5H13ZM12 7V8H13ZM21 7V6H20ZM72 7V6H71ZM249 7V6H248ZM18 8V7H17ZM52 8V7H51ZM55 8V10H56V8H57V6L56 7H54ZM13 9V10H14ZM58 9V8H57ZM81 9H82V7H81ZM159 9V8H158ZM195 9V8H194ZM238 9V8H237ZM242 9V8H241ZM246 9V8H245ZM252 9H253V7H252ZM12 10V9H11ZM61 10V9H60ZM243 10L244 9H242V12H243ZM246 10H251V9H246ZM161 11H162V9H161ZM161 11H159V12H161ZM184 11V10H183ZM215 11V10H214ZM255 11V10H254ZM18 12H16V13H18ZM58 12V10L55 12V13H57ZM62 12V11H61ZM60 12V13H61ZM166 12V11H165ZM185 12V11H184ZM216 12V11H215ZM245 12V11H244ZM247 13H248V11H246ZM245 12V13H246ZM259 12V11H258ZM38 13V14H37ZM72 13V12H71ZM188 13V12H187ZM239 13H241V12H239ZM77 14H79V12L77 13ZM161 14V13H160ZM192 14H194V13H192ZM206 14V13H205ZM255 14V13H254ZM254 14H253V16H249V17H252V21H253V19H255L256 17L258 18V16H256L255 18H253L254 17ZM261 14V13H260ZM263 14V13H262ZM262 14H261V16H262ZM53 15H55V14H53ZM57 15V14H56ZM55 15V16H56ZM73 15V14H72ZM75 15H76V13H75ZM80 15V14H79ZM157 15V14H156ZM164 15V14H163ZM165 15H167V14H165ZM242 15V14H241ZM240 15V16H241ZM244 13H243V16L242 17H244ZM250 15H251V13H250ZM256 15V14H255ZM44 16V15H43ZM46 16V15H45ZM45 16L43 17V18H45ZM59 16H62V15H59ZM69 16V13H68V15H67V17ZM172 16V15H171ZM205 16V15H204ZM217 16H219V15H217ZM230 16V15H229ZM157 17V16H156ZM159 17V16H158ZM167 17V16H166ZM194 17V16H193ZM200 18H201V16H199ZM224 17V16H223ZM222 17V18H223ZM43 18H41L42 20H43ZM46 18H48L47 16H46ZM55 18V17H54ZM53 18V19H54ZM57 18H58V16H57ZM91 18H94L93 20L95 21V17H91ZM160 18V17H159ZM158 18V19H159ZM189 18V17H188ZM204 18V17H203ZM231 19H233V17L231 16L230 17ZM229 18V19H230ZM52 19V20H53ZM59 19V18H58ZM164 19V18H163ZM168 19V18H167ZM187 19V18H186ZM206 19H207V17H206ZM217 19V18H216ZM221 19V18H220ZM230 19V20H231ZM235 19V18H234ZM247 19V18H246ZM249 19V18H248ZM251 19V18H250ZM250 19H249V22H250ZM259 19H260V17H259ZM258 19V20H259ZM261 19H263V21H264V15H263V18H261ZM6 20V19H5ZM18 20H19V23H18ZM50 20V19H49ZM50 20L52 23H53V21L55 20ZM75 20H77V18L75 19ZM93 20H89L87 23H88V25L87 26H85V24H81V29H79V31L82 33V35L80 34L79 35V37L80 36H85L86 37V34H88V32H89V29H91V27H90V23H91V21H93ZM148 20V19H147ZM146 20V21H147ZM171 20V19H170ZM200 20V19H199ZM204 20V19H203ZM210 20V19H209ZM211 20H213V19H211ZM221 20H223V19H221ZM221 20H219V18H218V22L219 21H221ZM224 20H226V19H224ZM255 20H257V19H255ZM39 21H41V20H39ZM93 21V22H94ZM97 21V20H96ZM153 21V20H152ZM155 21V20H154ZM158 21V20H157ZM167 21V20H166ZM168 21H169V19H168ZM187 21H188V19H187ZM190 21V20H189ZM192 21H193V19H192ZM191 21V22H192ZM194 21H195V17H194ZM198 21V20H197ZM215 22H216V20H214ZM228 21V23L230 22L229 20H227ZM234 21V20H233ZM242 21V20H241ZM260 22H263V21H261V20H259ZM258 21V22H259ZM8 23V25H6L5 26V23ZM50 22V23H51ZM79 22V21H78ZM171 22V21H170ZM169 22V23H170ZM190 22V23H191ZM206 22V21H205ZM214 22V23H215ZM225 22V21H224ZM224 22H222V24L224 23ZM232 22V21H231ZM230 22V23H231ZM240 22V21H239ZM243 22H244V20H243ZM241 23L242 25H244L245 23ZM245 22H248V21H245ZM248 22V23H249ZM259 22V23H260ZM6 23V24H7ZM49 23V22H48ZM62 23H65V22H62ZM66 23H67V21H66ZM66 23L64 24V25H66ZM151 23V22H150ZM172 23V22H171ZM213 23V22H212ZM226 23L227 22H225L224 23V25H226ZM227 23V24H228ZM234 23V22H233ZM247 23V24H248ZM251 23V22H250ZM253 23H254V21H253ZM257 23V22H256ZM258 23V24H259ZM47 24V23H46ZM54 25H56V24H59V22H57V21H54V23H53ZM52 24V25H53ZM120 24V23H119ZM148 24V23H147ZM154 24H156V21H155V23ZM158 24V23H157ZM164 24V23H163ZM168 24V23H167ZM166 24V25H167ZM192 24V23H191ZM194 24V23H193ZM219 24V26L220 27H223V29L224 30H226L225 29V27H224V25L222 26L221 25V23L219 22L218 23ZM235 24H236V22H235ZM234 24V25H235ZM246 24V25H247ZM255 24V23H254ZM257 24V25H258ZM51 25V26H52ZM53 25V26H54ZM60 25H61V23H60ZM63 25V24H62ZM67 25H68V23H67ZM84 25V26H83ZM165 25V24H164ZM172 25H174V24H172ZM179 25V24H178ZM216 25V24H215ZM248 25H251V24H248ZM247 25V26H248ZM253 25V24H252ZM256 24H255V26H257ZM262 25V24H261ZM264 25V24H263ZM47 26V25H46ZM53 26H52V30L48 27V29H50L51 31H53L54 29H53ZM58 26V25H57ZM57 26H56V28H57ZM92 26V25H91ZM96 26V25H95ZM98 26V25H97ZM96 26V27H97ZM142 26V25H141ZM158 26V25H157ZM161 26V25H160ZM175 26V25H174ZM173 26V27H174ZM193 26H195V25H193ZM206 26V25H205ZM218 26V27H219ZM255 26H251V28L253 27H255ZM259 26V25H258ZM257 26V27H258ZM13 27L15 28V29H13ZM42 27V26H41ZM44 27V26H43ZM60 27V26H59ZM96 27H93V28H96ZM100 27V26H99ZM159 27V26H158ZM196 27V26H195ZM209 27V26H208ZM233 28L234 29V27H232V26H228L227 25V29L228 28ZM244 27H245V25H244ZM249 27V26H248ZM260 27V26H259ZM10 28H7V29H10ZM45 28V27H44ZM55 28V27H54ZM66 28V27H65ZM101 28H102V26H101ZM104 28V27H103ZM139 28V27H138ZM137 28V29H138ZM141 28V27H140ZM167 28V27H166ZM178 27H176V29H177ZM205 28V27H204ZM211 28L213 29V27L211 26ZM240 27L238 26V30H240L239 29ZM251 28H249V30L251 29ZM261 28V27H260ZM58 29H60V28H58ZM97 29H99V28H97ZM105 29V28H104ZM104 29H101L102 31V33L100 34L99 32L98 33H96V35L97 34H99L100 35V37H101V35H102V37L104 36V37H106V34L104 35V33H106V32H104L103 33V31H104ZM136 29V30H137ZM171 29H173V28H171ZM203 29V28H202ZM201 29V30H202ZM236 30H237V28H235ZM261 29H263L264 30V28H263V26H262V28ZM18 30V29H17ZM16 30V31H17ZM43 30H45V29H43ZM50 30H48V31H50ZM56 30V29H55ZM61 30V29H60ZM64 30V29H63ZM94 30V29H93ZM96 30V29H95ZM143 30V29H142ZM141 30V31H142ZM158 30V29H157ZM185 30V29H184ZM183 30V31H184ZM194 30V29H193ZM205 30V29H204ZM224 30H223V32H224ZM229 31H228V33L227 34H230V33H233V35H234V32H236V30L235 31H231L230 29H228ZM243 30H244V28H243ZM247 30H248V28H247ZM246 30V31H247ZM258 30V29H257ZM47 31V30H46ZM47 31V32H48ZM106 31V30H105ZM135 31V30H134ZM140 31V29L138 30V32ZM198 31V30H197ZM227 31V30H226ZM231 31V32H230ZM246 31H245V33H246ZM253 31H255V29L253 30ZM252 31V29H251V31H249V32H247V33H249V35H246L245 34V37H252V36H250V34H251V32H252V35H254L253 33H255V32H253ZM18 32V31H17ZM40 32V31H39ZM38 32V33H39ZM43 32V31H42ZM80 32H78V34L80 33ZM91 32V31H90ZM92 32H94V31H92ZM143 32V31H142ZM165 32H167V31H165ZM169 32H171V31H169ZM168 32V33H169ZM239 32V31H238ZM237 32V33H238ZM241 33L242 32H244V31H240ZM239 32V33H240ZM53 33V32H52ZM163 33V32H162ZM236 33V34H237ZM238 33V34H239ZM240 33V34H241ZM259 33H264V31L262 32V31H259ZM259 33L257 34V35H259ZM17 34H19V32L17 33ZM43 34V35H44ZM48 34H49V32H48ZM92 33H90V35H91ZM141 34V33H140ZM144 34H146V33H144ZM143 33L141 34V35H144ZM165 34V33H164ZM174 34H175V32H174ZM180 35L181 34H183L182 32L181 33H179ZM237 34V35H238ZM239 34V35H240ZM243 34V33H242ZM241 34V35H242ZM50 35V34H49ZM53 35H55L54 33H53ZM76 35V34H75ZM89 35V34H88ZM95 35V36H96ZM179 35V36H180ZM225 35V34H224ZM232 35V36H233ZM240 35V36H241ZM262 35H264V34H262ZM95 36H94V34H93V36H92V38L94 37L95 38ZM168 36V35H167ZM169 36H170V34H169ZM227 36V35H226ZM240 36H239V38H240ZM2 37V36H1ZM54 36H52V38H53ZM69 37V36H68ZM82 37H80V38H82ZM166 37V36H165ZM165 37H164V39H165ZM175 37V36H174ZM261 37V36H260ZM6 38H8L7 36H6ZM12 38V37H11ZM39 38V37H38ZM38 38H37V40H38ZM70 38V37H69ZM75 38V37H74ZM78 38V37H77ZM76 38V39H77ZM90 38V37H89ZM92 38H90V40H92L93 41V39ZM96 38H97V41H99L100 42V40H98V36H96ZM108 39H106V38H104V40L106 39V41H104L103 39L101 40V41H104V43H103V45L105 44V42H107L106 44H108V41H110V38L111 37H107ZM155 38V37H154ZM153 38V39H154ZM170 38V37H169ZM171 38H172V36H171ZM177 38H178V36H177ZM242 38H243V36H242ZM242 38H240L242 41H243V39ZM254 38V37H253ZM263 38V37H262ZM54 39H55V37H54ZM67 39V38H66ZM101 39V38H100ZM112 39H114V40H111L110 41V43H109V47H110V45H111V50L113 49L114 50V48H115V45H116V47H117V44L118 43H116L115 45H114V42H116L115 41V38L113 37ZM226 39V38H225ZM252 39V38H251ZM1 40V39H0ZM9 40H10V37H9ZM227 40V39H226ZM245 41H247L246 40V38L244 39ZM250 40V39H249ZM253 40V39H252ZM3 41H7V39H2V42ZM17 41H19V40H17ZM41 41H42V39H41ZM55 41V42H54ZM64 41V40H63ZM62 41V43H66V42H69V41H64L63 42ZM75 41V40H74ZM94 41H96V40H94ZM124 41V40H123ZM167 41V40H166ZM168 41H170V39L168 40ZM264 41V40H263ZM8 42V41H7ZM79 42V41H78ZM98 42V44L100 45L101 44V42L99 43ZM156 42V41H155ZM176 42V41H175ZM180 42V41H179ZM229 42H231V41H229ZM234 42V41H233ZM240 42V41H239ZM249 42V41H248ZM251 42V41H250ZM4 43V42H3ZM10 43V42H9ZM9 43H7V45L9 44ZM84 43H85V41H84ZM84 43L82 42V43H80L79 45H84ZM86 43H88V41H86ZM94 43H96V44H92L91 43V41H89V45L90 46H93V45H97L98 46V44H97V42H94ZM154 43V42H153ZM218 43H219V41H218ZM223 43V42H222ZM243 43H245V42H243ZM252 43H253V41H252ZM251 43V44H252ZM262 43V42H261ZM5 44H6V42H5ZM11 44H14V41H11ZM11 44H9V45H11ZM44 44V43H43ZM43 44H40V46L38 47V48H41L40 49V51L43 49ZM139 44V43H138ZM154 44H157V42L156 43H154ZM154 44H153V46H154ZM159 44V43H158ZM157 44V46L159 47V45ZM195 44V43H194ZM197 44V43H196ZM236 44V43H235ZM248 43L246 42V46L248 47L249 45H251V44H248ZM258 44V43H257ZM259 44H260V42H259ZM36 46L37 45H39V44H35ZM34 45V46H35ZM46 45V44H45ZM59 45V44H58ZM63 45H67V43L66 44H62V46ZM78 45V46H79ZM86 45V44H85ZM142 45H144V43L142 44ZM146 45H148V44H146ZM145 45V46H146ZM152 45V44H151ZM150 45V46H151ZM256 44L254 43V45L252 44L251 45V47H253V46H255ZM1 46H2V44H1ZM35 46V47H36ZM61 46V45H60ZM94 47V48H99V47ZM102 46V45H101ZM156 46V47H157ZM161 46V45H160ZM167 46V45H166ZM171 46V45H170ZM194 46V45H193ZM198 46V45H197ZM241 46V45H240ZM239 46V47H240ZM246 46H244V47H246ZM260 46V45H259ZM84 47V46H83ZM113 47V48H112ZM144 47V46H143ZM147 47V46H146ZM155 47V46H154ZM153 47V48H154ZM156 48V49H158V52H159V48ZM164 47V46H163ZM175 47V46H174ZM201 46H199V48H200ZM232 47V46H231ZM237 47V46H236ZM246 47V49H249V47L247 48ZM250 47V48H251ZM258 47V46H257ZM262 47V46H261ZM37 48V49H38ZM101 48V47H100ZM99 48V49H100ZM195 48V47H194ZM226 48V47H225ZM259 48V47H258ZM36 49V50H37ZM110 49V48H109ZM116 49V48H115ZM155 49V48H154ZM167 49V48H166ZM172 49V48H171ZM170 49V50H171ZM191 49V48H190ZM222 49H224V48H222ZM252 49V48H251ZM254 49H256V48H254ZM148 50H150V48H148ZM148 50H146V51H148ZM195 50V49H194ZM197 50V49H196ZM195 50V51H196ZM216 50H218L217 48H216ZM225 50H227V49H225ZM230 51H231V49H229ZM235 50H236V48H235ZM238 50H240V49H238ZM258 50V49H257ZM261 50V49H260ZM12 51V50H11ZM145 51V52H146ZM152 52H155V50L153 51V49L151 50ZM161 51H163V50H161ZM167 51V50H166ZM193 51V50H192ZM229 51V52H230ZM250 51V50H249ZM252 51V50H251ZM9 52V51H8ZM36 52V51H35ZM43 52H46V49H45V51L44 50H42V52L41 53H39V54H42ZM80 52V51H79ZM122 52V51H121ZM125 52V51H124ZM151 52V53H152ZM168 52V51H167ZM175 52V51H174ZM194 52V51H193ZM232 52V51H231ZM245 52V51H244ZM248 52V51H247ZM253 52V51H252ZM255 52V51H254ZM253 52V53H254ZM10 53V52H9ZM47 53V52H46ZM123 53V52H122ZM156 53H157V51H156ZM160 53H162V52H160ZM163 53H164V51H163ZM177 53V52H176ZM192 53V52H191ZM237 53V52H236ZM241 54H242V52H240ZM246 53V52H245ZM244 53V54H245ZM76 53H74V54H72V55H75ZM119 54V53H118ZM124 54V53H123ZM122 54V55H123ZM133 54V53H132ZM148 54H150V53H148ZM155 54V53H154ZM167 54V53H166ZM165 54V55H166ZM227 54V53H226ZM235 54V53H234ZM7 55H8V53H7ZM35 55H38V51H37V54L35 53L34 54V56ZM46 56H47V54H45ZM57 55V56H56ZM158 55H159V53H158ZM157 55V56H158ZM164 55V54H163ZM164 55V56H165ZM171 55V54H170ZM239 55V54H238ZM253 55V54H252ZM9 56V55H8ZM40 56H42V55H40ZM53 56V57H54ZM76 56H80L79 58H80V60H82L81 59V54H76ZM82 56H85V55H83L82 54ZM137 56V55H136ZM150 56V55H149ZM153 56V55H152ZM160 56V55H159ZM175 56H177L178 57V55H175ZM225 56V55H224ZM232 56V55H231ZM231 56H229V58L231 57ZM242 56H245V55H242ZM255 56V57H254ZM259 56V55H258ZM257 56V53H255L254 55H253V57L254 58H252V56H251V58L250 57H246L247 59H251V60H253V59H256V57H258ZM68 57H69V55H68ZM73 57V59H75V57L74 56H72ZM88 57V56H87ZM91 57V56H90ZM108 57V56H107ZM168 57H169V55H168ZM176 57V58H177ZM220 57V56H219ZM38 58H39V56H38ZM58 58V57H57ZM57 58H55L56 60H57ZM70 58H71V54H70ZM79 58H76L75 60H77V62L78 61H80V60H78ZM112 58V57H111ZM161 58V57H160ZM164 58V57H163ZM174 58V57H173ZM175 58V59H176ZM179 58V57H178ZM232 58V57H231ZM244 58V57H243ZM246 58H244V59H246ZM7 59L10 61V62H13V63H10V62H6L7 61ZM26 61V63H24L25 61ZM73 59L71 58V62L70 63H72V61H73ZM146 59V58H145ZM144 59V60H145ZM153 59V58H152ZM219 59H221V58H219ZM246 59V60H247ZM263 59V58H262ZM53 60H54V58H53ZM67 60V59H66ZM74 60V61H75ZM83 60H86V58L85 57H83ZM82 60V61H83ZM113 62H111V63H115V58H114V60H113V58L111 59ZM160 60V59H159ZM159 60H158V62H159ZM162 60V59H161ZM164 60V59H163ZM205 60V59H204ZM223 60V59H222ZM225 60V59H224ZM245 60V61H246ZM68 61V63H69V59L67 60ZM66 61V62H67ZM87 61V60H86ZM117 61V60H116ZM134 61V60H133ZM152 61V60H151ZM150 61V62H151ZM156 61V60H155ZM155 61H152V62H155ZM220 61V60H219ZM226 61V60H225ZM243 61V60H242ZM242 61H240V62H242ZM249 61V60H248ZM247 61V62H248ZM256 61V60H255ZM254 61V62H255ZM260 61V60H259ZM81 62V61H80ZM84 62V61H83ZM88 62V61H87ZM143 62V61H142ZM166 62V61H165ZM202 62V61H201ZM200 62V63H201ZM204 62V61H203ZM223 62V61H222ZM261 62H264V60L263 61H260V63L259 64H257V65H259L258 67H263L264 65H262V64H264V63H262L261 64ZM26 65V67H24V64ZM69 63V64H70ZM76 61L75 62H73V64L76 66ZM179 63V62H178ZM239 63V62H238ZM250 63V65L251 64H253V67L255 66L254 65V63L252 62L251 63V61L249 62ZM248 63V64H249ZM6 64H11V67H7L8 65H6ZM68 64V65H69ZM73 64H71L72 66H73ZM88 64V63H87ZM148 64H150L149 63V61L147 62V64H145V65H147V66H149ZM156 64V63H155ZM158 65H159V63H157ZM185 64V63H184ZM240 64V63H239ZM241 64H243V62L241 63ZM255 64H256V62H255ZM261 64V65H260ZM68 65H67V67H68ZM113 65V64H112ZM136 65H137V63H136ZM138 65H139V63H138ZM138 65H137V68H138ZM144 65V64H143ZM151 65V64H150ZM163 65V64H162ZM222 65V64H221ZM66 66V65H65ZM65 66L63 67V68H60L62 71H63V69L65 68ZM71 66V67H72ZM74 66V67H75ZM81 67H82V65H80ZM79 66V68H81ZM194 66V65H193ZM192 66V67H193ZM223 66H224V63H223ZM244 66H247V68H249L250 66L249 65H244ZM249 66V67H248ZM69 67H70V65H69ZM68 67V68H69ZM70 67V68H71ZM85 66H83L82 68H83V70L85 69L84 68ZM136 67V66H135ZM134 67V68H135ZM140 67V66H139ZM141 67H143L142 66V64H141ZM154 67V66H153ZM185 67V66H184ZM218 68L220 67V66H217ZM237 67V66H236ZM241 67V66H240ZM252 67V69H254ZM257 67V66H256ZM257 67V68H258ZM73 68V67H72ZM133 68V69H134ZM144 68V67H143ZM142 68V69H143ZM221 69L223 68V67H220ZM226 68V67H225ZM242 68V67H241ZM243 68H245V67H243ZM251 68V67H250ZM249 68V69H250ZM73 69H75V68H73ZM72 69V70H73ZM78 68L76 67V69H75V71L77 70ZM86 69H89L88 67L86 68ZM106 69V68H105ZM141 69V68H140ZM140 69H138V70H140ZM220 69V70H221ZM237 69V68H236ZM248 69V70H249ZM256 69V68H255ZM4 70V71H3ZM65 70H67V71H69L68 69H64V71ZM71 70V69H70ZM107 70V69H106ZM105 70V71H106ZM234 71H235V69H233ZM240 70H242V69H240ZM245 70V69H244ZM251 70V69H250ZM257 70V69H256ZM261 70H263V69H261ZM261 70H259V68H258V70H257V73H256V71H255V74L254 73H252V74H254V75H256V74H258V72H260ZM90 72L92 71V70H89ZM88 71V72H89ZM108 71V70H107ZM106 71V72H107ZM111 71V70H110ZM141 71V70H140ZM149 71V70H148ZM189 71V70H188ZM252 71V70H251ZM250 71V72H251ZM69 72H71V71H69ZM73 73H74V70L72 71ZM90 72H89V74H90ZM93 72V71H92ZM91 72V73H92ZM106 72H105V74H106ZM134 72H138V71H136V68L134 69ZM150 72V71H149ZM222 72V71H221ZM225 72V71H224ZM238 72V71H237ZM246 72H247V70H246ZM246 72H244V73H246ZM249 71H248V73L249 74H251ZM49 73V74H48ZM85 73V72H84ZM140 73V72H139ZM213 73V72H212ZM217 73V72H216ZM243 73V72H242ZM261 73V72H260ZM62 74V73H61ZM86 74V73H85ZM88 74V73H87ZM88 74V75H89ZM92 74H94V73H92ZM91 74V75H92ZM125 74H126V72H125ZM127 74H132V73H128L127 72ZM194 74H196V73H194ZM223 74V73H222ZM227 74V73H226ZM225 74V75H226ZM248 74V77L249 76H251V77H253V75L251 74V75H249ZM0 75H1V72H0ZM55 75V74H54ZM57 75H59V74H57ZM56 75V76H57ZM64 75V74H63ZM62 75V76H63ZM70 75V74H69ZM133 75H135L134 73H133ZM137 75H138V73H137ZM212 75V74H211ZM245 75H247V74H245ZM260 75V74H259ZM1 76H3V75H1ZM23 76L24 77H28V78H26V79H28L29 80V82H24L25 80H24V78H23ZM51 76H52V78H51ZM61 75H60V77H62ZM78 76H80V75H78ZM105 77L106 76H108V74L107 75H104ZM215 76V75H214ZM257 76V75H256ZM255 76V77H256ZM18 77H21L22 79H21V85H22V88H21V90H23L25 93H27L28 95H29V97H23V98H21L20 99V95H17V94H15V98H16V95H17V97H19V101H17V103H16V100H17V98H16V100L13 98V94L15 93V92H13V91H11V92H9V94L8 95H6L8 92H7V89H6V87H7V85L10 83L11 84V87H13V83H14V80H16V78H18ZM59 77V76H58ZM57 77V79H59ZM83 77V76H82ZM95 77V76H94ZM216 77V76H215ZM245 76H243V78H244ZM79 78V77H78ZM250 78V77H249ZM262 78V77H261ZM261 78H258V80L259 79H261ZM54 79V78H53ZM81 79V78H80ZM251 79V78H250ZM22 80H24V81H22ZM56 80V79H55ZM83 80V79H82ZM85 80H87V79H85ZM102 80V79H101ZM209 80H211V79H209ZM243 80V79H242ZM262 80V79H261ZM261 80H259V81H256V80H254V78H253V80H247L249 83L251 82V81H256V82H258L257 83V86H258V84H259V82H261ZM0 81H1V79H0ZM12 81H13V83H12ZM19 81H20V79L17 81L18 83H19ZM58 81V80H57ZM74 81V80H73ZM81 81V80H80ZM79 81V82H80ZM84 81V80H83ZM82 81V82H83ZM208 81V80H207ZM214 81V79L211 81V82H213ZM245 81V80H244ZM16 82V81H15ZM25 84H24V83ZM54 82V81H53ZM62 82V81H61ZM103 82V81H102ZM101 81H100V83H102ZM177 82V81H176ZM215 82H217V81H215ZM247 82V84H245V82H244V84H245V86L247 85V87H251V86H248V83ZM255 82V83H256ZM7 85H6V84ZM58 83H60V82H58ZM72 83V82H71ZM75 83V82H74ZM78 82H76V84H77ZM108 83V82H107ZM208 83H209V85L211 84H213V83H210L209 81H208ZM207 83V84H208ZM254 83V84H255ZM10 84L8 85V87L10 86ZM15 84V83H14ZM54 84V83H53ZM55 84H57V83H55ZM67 84V83H66ZM99 83L97 82V84L96 85H98ZM105 84V82H103V85ZM250 84H252V82L250 83ZM249 84V85H250ZM254 84H253V86H254ZM20 85V84H19ZM20 85V86H21ZM62 85V84H61ZM75 85V84H74ZM81 85V84H80ZM91 85H94L95 86V84H91ZM91 85H90V87H91ZM103 85H101V87L103 86ZM52 86V87H51ZM68 86V85H67ZM84 86H86V85H84ZM94 86L92 87V88H94ZM105 86V85H104ZM244 86V85H243ZM256 86V87H257ZM261 86V84L259 85V87ZM264 86V85H263ZM7 87V88H8ZM19 86L17 85V87L15 86L14 88H13V90H17L16 88H18ZM69 87H70V85H69ZM74 87H76V86H74ZM80 87V86H79ZM99 87V90H100V86H98ZM97 87V88H98ZM106 87H108V86H105V88L104 89H108V88H106ZM65 88V87H64ZM78 88V87H77ZM96 88V87H95ZM143 88V87H142ZM252 88V87H251ZM261 88V87H260ZM5 89H6V91H5ZM10 88H8V90H9ZM20 89V88H19ZM75 89V88H74ZM103 88L101 89V90H103V91H105ZM246 90L248 89V88H245ZM259 89V88H258ZM20 90V91H21ZM65 90V89H64ZM69 90V89H68ZM70 90H71V88H70ZM91 90V89H90ZM98 90V91H99ZM230 90V89H229ZM233 90V89H232ZM249 90V89H248ZM247 90V91H248ZM250 90H252V89H250ZM249 90V91H250ZM262 90H263V87H262ZM23 91H22V93H23ZM92 91H94V90H91V92ZM4 92H6V94L4 93ZM17 92V91H16ZM18 92H19V90H18ZM91 92H90V94H91ZM96 92V91H95ZM123 92H124V90H123ZM122 92V93H123ZM239 92H241V91H239ZM243 92H245L244 90H243ZM252 92H254V93H256L255 92V90H253ZM251 91L249 92V95H252V97H253V94H251L252 93ZM65 93H67V92H65ZM65 93H64V95H65ZM99 93V92H98ZM98 93L94 96L95 97V100L97 101V100H100V99H96V98H99V96L100 95H98ZM260 93H262V92H260ZM100 94V93H99ZM119 94V93H118ZM126 94V93H125ZM231 94V95H230ZM233 92L231 93H229V95H230V97H229V100H228V102L229 103H231V104H233V105H237V106H231L228 102H227V106H228V108H229V105L231 106V107H237V108H239V107H241V109H242V111H244L243 110V108L245 107V109L247 108L248 109V106L251 104V103H256L255 101H257V100H255L254 101V99H252L253 101H251V102H249L250 100L248 99V101H247V99H246V101L248 102V103H250L249 105L247 104V102L245 101V100H242V98L240 99V100H242V101H245L246 102V105H248L247 107H246V105H245V103H243L244 105H240L241 103H239L238 101L236 102L235 100L236 99H233ZM238 94V93H237ZM242 94V93H241ZM246 94V95H245ZM259 94V93H258ZM23 95H25V96H27L26 94H23ZM93 94H91L90 96H92ZM98 95V96H97ZM101 95H104L103 93L101 94ZM105 95H106V92H105ZM124 95V94H123ZM248 92L247 93H244V95L243 96H246L245 98H247L248 96ZM66 96V95H65ZM120 96V95H119ZM131 96V95H129V94H127V96H125V98L127 97L128 99H129V97ZM240 96V95H239ZM260 96V95H259ZM263 97H264V95H262ZM124 97V96H123ZM240 97H242V95L240 96ZM239 97V98H240ZM251 97V96H250ZM261 97V96H260ZM122 97H120V101L122 100L121 99ZM124 98V99H125ZM202 98V97H201ZM249 98V97H248ZM254 98H255V95H254ZM118 99H119V97H118ZM128 99H125L126 101L125 102H128ZM258 99V98H257ZM263 99V98H262ZM261 99V100H262ZM95 100H93V102L94 103H96L95 102ZM202 100V99H201ZM221 100V99H220ZM260 100V101H261ZM118 101V100H117ZM262 101H264V99L262 100ZM122 102H123V100H122ZM125 102H123V103H121V106H122V104H124L123 106H124V108H127L125 105H127ZM18 103H20L21 104V106H16V104L18 105ZM66 103V102H65ZM94 103H88V104H90V105H93ZM99 102H97V104H98ZM102 102L100 101V104H101ZM201 104H200V109L202 110V111H204L205 113L206 112H208V113H210V114H212V115H215V116H221V117H225L227 114L226 113H228V112H233V111H231L233 108H227V111H225L224 112V110L226 109V107L227 106H225V109H224V107L222 108L221 106V108H219V109H212V108H210V107H208L206 104H204V101L202 100L201 102H200ZM19 104V105H20ZM22 104H24V105H22ZM85 104V103H84ZM83 103H79L78 105H84ZM97 104H94V108H95V105H97ZM99 104V105H100ZM119 104V103H118ZM118 104H117V106H118ZM226 104V103H225ZM27 105V106H26ZM77 105V109H78V112H79V110H80V112H84V113H86L87 114V112L86 111H88V110H86V108L84 109L83 108V106H82V109L83 110H81V109H79V107L81 108V106H78ZM219 105H221V103H219ZM223 105V104H222ZM252 105V104H251ZM249 106V108L251 107V109H253L252 108V106ZM258 104H253V106H256L255 107V109L258 107L257 106ZM262 105H264L263 103H262ZM22 106H24V107H28V106H30L28 109L26 108V110H25V108H23ZM65 106H66V104H65ZM84 106H86L87 107V105L85 104ZM121 106H119V107H121ZM224 106V105H223ZM244 106V107H243ZM259 106H261V104L259 105ZM16 107H22L20 110L17 108L16 109ZM68 107V106H67ZM101 107H102V105H101ZM104 107V106H103ZM107 106H105L104 108H106ZM243 107V108H242ZM262 107V106H261ZM260 107V108H261ZM69 108V107H68ZM71 108H73V107H70L69 109H71ZM89 108V107H88ZM98 108V107H97ZM104 108H102L103 109V111H104ZM236 108V109H237ZM64 109V110H63ZM75 109H76V106H75V108H74V111H75ZM76 109V110H77ZM90 109H92V107L90 108ZM102 109L100 108V110L101 111H96V112H98L99 114L98 115H102L103 113H102ZM107 109H109L108 107H107ZM106 109V110H107ZM117 109V108H116ZM119 109V108H118ZM231 109V110H230ZM251 109H250V111H251ZM262 109V108H261ZM55 110H59L58 112L61 114H59V113H57ZM72 110V109H71ZM96 110H98V109H96ZM110 110V109H109ZM222 110V111H221ZM229 110V111H228ZM237 110H240V109H237ZM257 111H259V109H256ZM255 110V111H256ZM8 111H11L12 112V114H10ZM95 111V110H94ZM121 111V110H120ZM130 111V110H129ZM128 111V112H129ZM245 111H247V110H245ZM248 111H249V109H248ZM249 111V112H250ZM261 112L263 111V113H264V108L262 109V110H260ZM258 112V114H260L261 112ZM68 112H70V111H68ZM67 112V113H68ZM72 112H73V110H72ZM68 113L69 115H73V113L74 114H76L75 112H73V113ZM79 112V113H80ZM95 112V113H96ZM105 112V111H104ZM128 112H125V110H124V113H125V115H127L126 113H128ZM236 112V110L233 112V114ZM239 112H241V111H238V112H236L235 113V116L236 115H238V116H241V114L243 113H239ZM249 112H247V113H249ZM252 112H254V110L252 111ZM66 112H65V117L69 120V118H68V116L66 115L67 114ZM79 113H77L78 115H80ZM88 113L90 114V110L88 111ZM102 113V114H101ZM107 113V112H106ZM105 113V114H106ZM118 113H120V112H118ZM123 113V112H122ZM229 113V114H230ZM246 113V112H245ZM263 113H261V115L260 116H262V114ZM13 114H16L17 116L18 115H20V116H22V115H27L26 117H34V118H32L31 120H24V122H21V123H15V117H13L12 115ZM92 114V113H91ZM103 114L102 116L103 117H107L108 116V114ZM129 114V117H131L130 116V114H131V112H129L128 113ZM251 114V113H250ZM253 114V113H252ZM251 114V115H252ZM257 113H255L254 112V116L256 117V116H259V115H256ZM57 115H59V116H57ZM78 115H76L77 117H79ZM81 115H82V113H81ZM95 115H97V113L95 114ZM94 115V116H95ZM110 115V117H112V116H114V115H112V114H109ZM112 115V116H111ZM121 115H124V114H121ZM120 114H119V116H121ZM245 114H243L241 117H238V116H236V117H238L239 119H249L250 121H252L253 123H255L256 125H258V124H260V123H264V122H260V121H257L255 118H253L252 116H249V115H245ZM264 115V114H263ZM16 116V117H17ZM76 116H72L73 118H75ZM84 116H86V115H84ZM87 116H89V115H87ZM93 116V115H92ZM100 117L99 118V116L97 117V118H99V120H100V122L103 120V119H105V118H103V117ZM117 116V115H116ZM116 116H114L115 118H116ZM133 116H135V115H133ZM132 116V117H133ZM232 116H234V115H232ZM244 116V117H243ZM25 117V116H24ZM25 117V118H26ZM60 117H62L61 119H60ZM81 117V116H80ZM80 117H79V119H80ZM109 116H108V118H110ZM122 117V116H121ZM123 117H125V116H123ZM71 118V117H70ZM72 118V119H73ZM82 118V117H81ZM84 118V117H83ZM87 119H89L90 117H86ZM95 117H93L91 120H89V121H91V122H93V125H95L96 123V121L98 120L97 118H95V120H93ZM101 118H103V119H101ZM119 118V117H118ZM117 118V119H118ZM138 118V117H137ZM220 118V117H219ZM226 118V117H225ZM256 118H258V117H256ZM263 118H264V116H263ZM29 119V118H28ZM40 119H43V120H40ZM66 119V122L67 123H69L70 125H72L71 124V120L68 122V120ZM79 119H75L76 121H78ZM87 119H85L86 121H87ZM120 119V118H119ZM130 119H134V117L133 118H130ZM136 119V118H135ZM234 119H235V117H234ZM259 119V118H258ZM22 119H21V121H23ZM75 120L73 121L74 122V124H75ZM85 120H83L82 119V121H85ZM93 120V121H92ZM98 120V121H99ZM106 120H108V119H105L104 120V122L106 121ZM110 120V119H109ZM216 120V119H215ZM222 120V119H221ZM261 120V119H260ZM263 120V119H262ZM20 121V120H19ZM63 121V120H62ZM64 121H65V119H64ZM85 121V122H86ZM95 121V122H94ZM97 121V123H100V122H98ZM121 121V120H120ZM247 121V120H246ZM103 122V121H102ZM103 122V123H104ZM110 122H112V120L110 121ZM109 122V123H110ZM122 122V121H121ZM227 122H230V121H227ZM64 123V122H63ZM77 123V122H76ZM79 123V122H78ZM81 123V122H80ZM95 123V124H94ZM102 123V125H104L105 126V124H103ZM105 123H107V121L105 122ZM124 123V122H123ZM246 123V122H245ZM258 123V124H257ZM66 124V123H65ZM69 124H66L67 125V127L69 126ZM83 124V123H82ZM82 124H81V126H82ZM85 124V123H84ZM83 124V125H84ZM89 124H91V123H89ZM112 124V123H111ZM111 124H109L108 126H111L112 127V125ZM122 124V123H121ZM247 124V123H246ZM64 125V124H63ZM76 125V124H75ZM74 125V126H75ZM78 125H80V124H78ZM87 125V124H86ZM86 125H85V129L86 130H88V128H90V125L88 126V128H86ZM96 125H98V124H96ZM101 125V124H100ZM100 125H98V126H96V128L97 127H99ZM213 125V124H212ZM224 125V124H223ZM232 125V124H231ZM254 125V124H253ZM16 126H18V128H19V126H20V129H18ZM65 126V125H64ZM107 126V127H108ZM232 126H234V125H232ZM243 126V125H242ZM248 128H250L249 126H251L252 127V124L250 125L249 123H248ZM22 127V128H21ZM63 127V126H62ZM72 127V126H71ZM76 127H78V126H76ZM76 127H74L75 129H76ZM80 127V126H79ZM91 127H93L92 125H91ZM240 127V126H239ZM244 127V126H243ZM246 127V126H245ZM260 127V126H259ZM261 127H264V126H261ZM260 127V128H261ZM18 130H17V129ZM65 128H66V126H65ZM70 128V127H69ZM73 128V129H74ZM81 128V127H80ZM95 127H93V130H94V132H96L97 133V129L95 130L94 129ZM105 128V127H104ZM109 128V127H108ZM107 128V129H108ZM60 129V128H59ZM99 129V128H98ZM101 129V128H100ZM234 129H236V127L234 128ZM233 129V130H234ZM245 129V128H244ZM253 129H254V126H253ZM66 131H68V129L66 128L65 129ZM84 130V129H83ZM83 130H81V131H83ZM86 130L84 131V132H86ZM91 130H92V128H91ZM93 130L91 131L92 133H94L93 132ZM106 130V129H105ZM110 130H113V129H111L110 128ZM140 130V129H139ZM242 130V129H241ZM251 130L252 129H250V132H251ZM60 131V130H59ZM65 131V132H66ZM70 131V130H69ZM104 131V130H103ZM107 131V130H106ZM207 131H208V129H207ZM207 131H205V133L207 132ZM224 131H225V129H224ZM254 131V130H253ZM58 132V131H57ZM73 132H74V130H73ZM79 132H80V130H79ZM84 132L83 133H81L80 132V138H81V136H82V134H84ZM91 132H90V135H92L91 134ZM102 132V131H101ZM113 132V131H112ZM140 132V131H139ZM231 133H232V131H230ZM247 132H249V129H248V131ZM263 132V131H262ZM67 133V132H66ZM76 134H77V131L75 132ZM87 133V132H86ZM89 133V132H88ZM87 133V134H88ZM225 133V132H224ZM253 133V132H252ZM71 134H73L72 132H71ZM99 134H100V132H99ZM102 134H104V136H106V134L105 133H102ZM119 134V133H118ZM214 134V133H213ZM239 134V133H238ZM261 134V133H260ZM65 135V134H64ZM68 135V134H67ZM79 135H78V138H76L75 140L76 141H78L79 140ZM97 134H95V136H96ZM121 135V134H120ZM211 135H212V133H211ZM58 136V135H57ZM84 136V135H83ZM89 136V134L87 135V137ZM94 136V137H95ZM99 136V135H98ZM113 136V135H112ZM129 136H131V135H129ZM213 136V135H212ZM242 136H244V135H242ZM247 136V135H246ZM55 137L57 138V139H55ZM61 137H63V136H61ZM94 137H90V138H94ZM69 138V137H68ZM84 139L86 138V135H85V137H83ZM89 138V137H88ZM85 139L86 140V142L89 140V139ZM108 138H110V136L108 137ZM113 138V137H112ZM112 138H110V139H112ZM124 138V137H123ZM125 138H128V137H125ZM246 138V137H245ZM244 138V139H245ZM56 140V141H58V142H55V143H53L54 145H55V147L53 146V144H52V147L51 148H46L47 146H48V144L49 143H52V141L53 140ZM62 139V138H61ZM67 138L65 137L64 138V140H66ZM82 139V138H81ZM95 139V141H98V140H100V137L99 138H97V137H95L94 138ZM103 139H104V137H103ZM117 139V138H116ZM120 139H122V137L120 138ZM119 139V140H120ZM131 139V138H130ZM130 139H128V141L130 140ZM251 138L248 136V140H250ZM68 140V139H67ZM71 140V139H70ZM91 140H93V139H91ZM90 140V141H91ZM101 140H102V138H101ZM100 140V141H101ZM115 140V139H114ZM118 140V139H117ZM125 140V139H124ZM228 140V139H227ZM241 140V139H240ZM245 140H247V139H245ZM252 140V139H251ZM251 140H250V142H251ZM256 140V139H255ZM254 140V141H255ZM73 141H74V139H73ZM73 141L71 140V142L73 143ZM106 141H108V140H106ZM131 141V140H130ZM162 141H164V142H166L164 139H162ZM253 141V140H252ZM257 141V140H256ZM70 142V143H71ZM75 142V141H74ZM85 142V141H84ZM94 142V141H93ZM122 142V141H121ZM127 142V141H126ZM168 142V141H167ZM166 142V143H167ZM58 143V145H56ZM65 143H67V142H65ZM80 142L78 141V144H79ZM82 143V142H81ZM100 143V142H99ZM109 143V142H108ZM108 143H107V145H108ZM112 144L113 143H115L116 144V146H117V143L116 142H111ZM133 143V141H131V144ZM207 143V142H206ZM256 143V142H255ZM262 144H263V141L261 142ZM73 144H75V143H73ZM98 144V143H97ZM104 144V143H103ZM106 144V143H105ZM250 144V143H249ZM50 145V144H49ZM84 145V144H83ZM82 144H81V146H83ZM88 144H86L85 146H84V149H85V147L87 146ZM96 145V144H95ZM106 145V146H107ZM243 145V144H242ZM248 145V144H247ZM255 145V144H254ZM253 145V146H254ZM258 145V144H257ZM51 146V145H50ZM50 146H48V147H50ZM76 146V145H75ZM79 146V145H78ZM89 146V145H88ZM101 146H102V143H101ZM105 146V145H104ZM104 146H103V148H104ZM115 146V145H114ZM115 146V147H116ZM132 146H134V145H132ZM256 146V145H255ZM260 146V145H259ZM259 146H256V148L255 149H253V150H257V154L256 155H258L259 156V158H261L259 161H260V163H261V160H263V150L261 151V149H262V147L264 146V144H263V146H260V149L259 148H257V147H259ZM107 147H109V146H107ZM246 147V146H245ZM97 148V147H96ZM99 148H100V145H99ZM106 148V147H105ZM105 148H104V150H105ZM68 150L67 151H69V148H67ZM98 149V148H97ZM97 149H96V151H97ZM110 149V148H109ZM120 149H122V148H120ZM64 150H65V152H64ZM72 150L74 151V152H72ZM102 150V149H101ZM103 150V151H104ZM252 150V151H253ZM107 150H105V152H106ZM113 151V150H112ZM70 152V151H69ZM101 152V151H100ZM114 152V151H113ZM66 153H68V152H66ZM259 153V154H258ZM263 153V154H262ZM107 154H112V152H110L109 153V151H107ZM64 155V156H63ZM114 155H115V153H114ZM258 156H257V158H258ZM68 157V159H70ZM105 157V156H104ZM98 158H101V157H98ZM97 158V159H98ZM103 158V157H102ZM106 159L107 158H112V157H107V155H106V157H105ZM104 158V160L106 161V159ZM117 158L118 157H113L112 158V161H110V162H113V161H115V160H117ZM62 159L64 160V162L62 161ZM97 159L95 160L96 162H99V160L97 161ZM113 159H115V160H113ZM240 159V158H239ZM76 160H81V163H78ZM103 160V159H102ZM100 161H101V159H100ZM107 161H109V159H107ZM69 162V161H68ZM229 162V161H228ZM67 163V162H66ZM122 163V162H121ZM125 163V162H124ZM131 163V162H130ZM209 163V162H208ZM262 163H264L263 161H262ZM261 163V164H262ZM106 164V163H105ZM116 164H120V161L118 162V163H116ZM115 164V165H116ZM66 165V164H65ZM68 165V164H67ZM79 165V166H78ZM113 165V164H112ZM122 165H124V164H122ZM127 165V164H126ZM198 165H201V164H198ZM239 165V164H238ZM246 165V164H245ZM262 165H264V164H262ZM261 165V166H262ZM72 166V165H71ZM78 166V167H77ZM97 166H98V168H97ZM111 166V165H110ZM110 166H108V167H110ZM114 166V165H113ZM117 166V165H116ZM202 167L203 166H205L206 167V164L205 165H201ZM207 166H208V164H207ZM226 166V165H225ZM242 166H243V164H242ZM247 166V165H246ZM248 166H249V164H248ZM105 167V166H104ZM103 167V168H104ZM107 167V166H106ZM108 167H107V169H108ZM112 167V166H111ZM120 167V166H119ZM127 167H128V165H127ZM205 167H203V169L205 168ZM263 167V166H262ZM65 168H67V169H65ZM117 169L118 168V166L117 167H115L114 166V169ZM193 168V167H192ZM209 168V167H208ZM217 168V167H216ZM224 168V167H223ZM226 168H228L229 169V167H226ZM243 168V167H242ZM264 168V167H263ZM106 169V168H105ZM106 169V171H110L111 170V168L109 169V170H107ZM112 169H113V167H112ZM119 169V168H118ZM117 169V170H118ZM124 169V168H123ZM127 169V168H126ZM131 169V168H130ZM203 169H201V170H203ZM222 169V168H221ZM225 169V168H224ZM227 169V171L229 172V170ZM253 169V168H252ZM69 170V169H68ZM125 170V169H124ZM143 170V169H142ZM179 170V169H178ZM196 170H198V172H200L201 170L200 169H196ZM196 170H194V169H190V175H193V176H195L194 178H196L197 177V175H199L198 173H195V172H197ZM261 170H263V169H261ZM116 170H114V172H115ZM121 171H123V170H121ZM136 171V170H135ZM217 171V170H216ZM216 171H214V172H212V174H214V176H215V174H216ZM113 172V171H112ZM134 172V171H133ZM119 173V172H118ZM121 173V172H120ZM124 174H125V172H123ZM203 173V172H202ZM202 173H201V175H202ZM211 173V172H210ZM221 173V172H220ZM108 174H109V172H108ZM107 174V175H108ZM218 174V173H217ZM226 174V173H225ZM103 175H105V177H106V174H103ZM110 175V174H109ZM108 175V176H109ZM115 175H118V174H116L115 173ZM115 175H114V173H112V176H114L115 177ZM200 175V176H201ZM223 175V174H222ZM230 175V174H229ZM228 175V177H230ZM124 176V175H123ZM189 176V175H188ZM213 176V175H212ZM213 176V177H214ZM221 176V175H220ZM225 176V175H224ZM227 176V175H226ZM116 177H118V176H116ZM121 177H122V175H121ZM191 177V176H190ZM216 177V176H215ZM223 177V176H222ZM233 177V176H232ZM123 178V177H122ZM194 178L192 177L191 179H190V181H191V183H194L195 181H194ZM200 178V177H199ZM238 178V177H237ZM241 178V177H240ZM248 178V177H247ZM112 179H116V178H113L112 177ZM119 179V178H118ZM117 179V181H119ZM225 179V178H224ZM187 180H188V178H187ZM198 180V179H197ZM98 181V183H100ZM112 181V180H111ZM116 181V180H115ZM122 181V180H121ZM139 181H141V180H139ZM215 181V180H214ZM229 181H230V179H229ZM228 181V182H229ZM125 182V181H124ZM227 182V181H226ZM225 181H224V183H226ZM227 182V183H228ZM235 182V181H234ZM236 182H237V180H236ZM263 182V181H262ZM95 183H97V182H95ZM102 184L104 183V182H101ZM112 183V182H111ZM115 183V182H114ZM196 183V182H195ZM252 183V182H251ZM260 183V182H259ZM101 184V185H102ZM116 184H117V182H116ZM139 184L141 185H143V186H147L148 187V183H147V185H144V183H141V182H139ZM222 184V183H221ZM99 187L101 186L100 184H97ZM97 185H95L96 186V188H98V189H95V188H93V189H95L97 192H100L101 190V187L103 188L105 185H103V186H101L100 188L99 187H97ZM139 185V186H140ZM141 185V187L142 188H144L143 186ZM196 185V184H195ZM219 185V184H218ZM94 186V187H95ZM162 186V185H161ZM263 186V185H262ZM93 187V186H92ZM113 187V186H112ZM159 187H160V185H159ZM175 187V186H174ZM186 187H188V186H186ZM78 189L77 191L76 190H74V189ZM118 188V187H117ZM235 188V187H234ZM262 188V187H261ZM105 189V188H104ZM113 190L114 188H110V190ZM147 189V188H146ZM159 189V188H158ZM260 189V188H259ZM95 190L93 191V192H95ZM99 190V191H98ZM110 190H109V192H110ZM118 190V189H117ZM162 190V189H161ZM73 191H75V192H73ZM88 191H90L91 192V189L89 190L88 189ZM102 191H104V193L106 192V191H108V189H105V190H102ZM159 191H160V189H159ZM158 191V192H159ZM228 191V190H227ZM257 191H258V189H257ZM73 192V193H72ZM97 192H95V193H97ZM117 192V191H116ZM163 192V191H162ZM162 192L160 193L161 194V196L163 197V195H165V194H163L162 195ZM225 192V191H224ZM243 192V191H242ZM94 193V194H95ZM103 193V192H102ZM107 193V192H106ZM105 193V194H106ZM177 193V192H176ZM222 193V192H221ZM257 194H258V192H256ZM261 194H262V192H260ZM78 194V193H77ZM91 194V193H90ZM104 194V196H103V198H106V195L107 196H109V193H107L106 195ZM113 194V193H112ZM117 194V193H116ZM116 194H115V196H116ZM118 194H119V192H118ZM117 194V195H118ZM159 194V193H158ZM157 194V195H158ZM159 194V195H160ZM169 194V193H168ZM171 194V193H170ZM80 195V194H79ZM99 195H100V193H99ZM158 195V197H160L161 198V196H159ZM172 196H173V194H171ZM171 195H169V196H171ZM254 195V194H253ZM256 195V194H255ZM91 196H93V198H95L94 196L95 195H91ZM120 196V195H119ZM182 196H184V194L182 195ZM182 196H180V197H182ZM264 196V195H263ZM100 197V196H99ZM111 197V196H110ZM114 197V196H113ZM165 197H167L166 195L163 197V198H165ZM237 197V196H236ZM255 197H257V196H255ZM255 197H253L252 196V198L255 200V199H258L259 198V194H258V197L257 198H255ZM78 198V197H77ZM84 198V197H83ZM91 198V197H90ZM163 198H162V200L161 199H159L158 201H160V203L163 201V203H166V202H164V200H167V199H164L163 200ZM168 198V197H167ZM178 198V197H177ZM184 198V197H183ZM260 198H261V196H260ZM76 199V198H75ZM100 199V198H99ZM173 199H174V196H173ZM172 199V200H173ZM180 199V198H179ZM186 199V198H185ZM201 199V198H200ZM74 200V199H73ZM177 201H178V199H176ZM181 200V199H180ZM184 200V199H183ZM183 200H182V202H183ZM249 200H250V197H249ZM260 200L261 199H259L258 201H259V204L261 203L260 202ZM81 201V200H80ZM88 201H87V203H88ZM107 201H109V200H107ZM112 201V200H111ZM110 201V202H111ZM115 201V200H114ZM168 201V200H167ZM170 201V200H169ZM168 201V202H169ZM175 201V200H174ZM185 201V200H184ZM258 201H256V202H258ZM168 202L166 203V204H168ZM176 202V201H175ZM247 202H249V201H246V204H247ZM81 203V202H80ZM79 203V204H80ZM177 203H179V202H177ZM176 203V204H177ZM187 203H188V201H187ZM83 204V203H82ZM103 204H105V203H103ZM107 204V203H106ZM106 204H105V206H106ZM110 204V203H109ZM108 204V206H110ZM114 204V203H113ZM156 204H158V203H156ZM166 204H164V207L166 206ZM173 204H174V202H173ZM173 204H171V206L170 207H172L173 206ZM183 204V203H182ZM189 204V203H188ZM191 204V203H190ZM193 204V203H192ZM258 204V205H259ZM112 205V204H111ZM161 205V204H160ZM163 205V204H162ZM168 205H170V204H168ZM167 205V206H168ZM181 205V204H180ZM239 205V204H238ZM243 205V204H242ZM252 205H253V203H252ZM262 204H260V206H261ZM75 206V205H74ZM157 206V205H156ZM167 206H166V208H163V209H165V213L166 212H168L169 214H170V212L169 211H167L168 210V208H167ZM187 206V205H186ZM262 206H264V204L262 205ZM112 207H113V205H112ZM112 207L111 208H108V207H106V209L108 208L109 210H111V211H113L112 210ZM132 207V206H131ZM160 206H158V209H159V211L157 210L156 211V214L158 215V217L164 222V224H165V226L166 227H173V228H175L176 230L178 229V227H179V225H178V227H176V226H173V225H176L175 223L174 224H172L171 222H173V221H171L170 222V218L169 217H171L172 216V214L169 216V214H168V216L169 217H167L166 215H167V213H166V215H165V213L164 212H162L161 210H160V208H159ZM163 207V206H162ZM170 207H169V209H170ZM182 207V206H181ZM191 207V206H190ZM217 207V206H216ZM237 207V206H236ZM239 207H241V205L239 206ZM238 207V208H239ZM243 207H244V205H243ZM247 207V206H246ZM249 207V206H248ZM250 207H251V211H253L252 209H254V208H256L257 209V203H256V206H255V204H254V207L252 208V206H251V204H250ZM249 207V208H250ZM114 208H115V206H114ZM121 208H122V206H121ZM120 208V209H121ZM124 208V207H123ZM126 208V207H125ZM136 208V207H135ZM144 208V207H143ZM157 208V207H156ZM176 208H177V206H176ZM185 208V207H184ZM188 208V207H187ZM248 208V209H249ZM72 209H74L75 210V212L72 214ZM140 209V208H139ZM167 209V210H166ZM173 209V208H172ZM190 209V208H189ZM236 209V208H235ZM234 209V210H235ZM247 209V208H246ZM245 209V210H246ZM246 210V211H248L249 212V214H251L250 213V209L249 210ZM256 209H254V211L256 210ZM260 209V210H259ZM171 210V209H170ZM174 210V209H173ZM173 210H171V212L173 211ZM176 210V209H175ZM182 210V209H181ZM187 210V209H186ZM192 210V209H191ZM214 210V209H213ZM239 210V209H238ZM243 210V209H242ZM241 210V211H242ZM244 210V211H245ZM262 210V212H263V210H264V207H262V209L261 208H259L258 207V211H257V213H256V211H255V213H252V214H257L256 216L258 217V212H260ZM128 211V210H127ZM132 211H133V209H132ZM155 211V210H154ZM177 211V210H176ZM245 211V212H246ZM120 212V211H119ZM125 212V211H124ZM141 212V211H140ZM158 212V213H157ZM179 212H180V210H179ZM178 212V213H179ZM234 212V211H233ZM240 212V211H239ZM238 212V213H239ZM244 212V213H245ZM248 212H246V213H248ZM127 213V212H126ZM138 213H139V211H138ZM143 213V212H142ZM148 213H150V212H148ZM148 213H145L146 215L148 214ZM173 213V212H172ZM176 212H174L173 213V215L175 216L176 214H175ZM177 213V214H178ZM237 213V212H236ZM242 213V212H241ZM240 213V215H243V214H241ZM245 213V214H246ZM261 213V212H260ZM259 213V214H260ZM111 214H113V215H111ZM118 214V213H117ZM128 214V213H127ZM155 214V213H154ZM153 214V215H154ZM187 214H189V213H187ZM220 214V213H219ZM233 214V213H232ZM261 214H264V212L263 213H261ZM120 215V214H119ZM118 215V216H119ZM126 216V214L124 213H122L121 214V216ZM132 216V214H129V216ZM136 215V212L133 214V216H135ZM138 215V214H137ZM142 215H144V214H142ZM180 215H182V214H180ZM180 215H178L179 217H180ZM184 215V214H183ZM182 215V216H183ZM199 215V214H198ZM226 215V214H225ZM238 215V214H237ZM239 215V216H240ZM117 216V217H118ZM120 216V217H121ZM128 215H127V217H129ZM133 216H132V218H133ZM151 216H152V214H151ZM149 217V218H154V216L153 217ZM184 216H186V215H184ZM193 216V215H192ZM211 216V215H210ZM234 217H236L235 215H233ZM238 216V217H239ZM245 217H246V215H244ZM262 216V215H261ZM120 217H118V220H119V218ZM145 218H147L146 216H144ZM143 217V218H144ZM155 217H156V215H155ZM197 217H199V216H197ZM201 217V216H200ZM199 217V219H201ZM207 217V216H206ZM205 217V218H206ZM223 217V216H222ZM232 218V216H231V220L233 219H235L236 221H238V223H240L239 222V220H237L238 219V217L237 218ZM250 216L248 215V218H249ZM253 217V216H252ZM131 218V217H130ZM158 218V219H159ZM169 218V219H168ZM176 218H177V215H176ZM185 218V217H184ZM183 218V219H184ZM242 218V220L244 219L243 217H241ZM247 218V219H248ZM158 219L157 218H155V221L157 220L158 221ZM159 219V220H160ZM195 219V218H194ZM210 219H212V218H210ZM214 219V218H213ZM222 219H224V218H222ZM221 219V220H222ZM240 219V218H239ZM246 219V218H245ZM246 219V221H245V223L249 220H247ZM251 219H253V218H251ZM249 220L250 222L252 221V220ZM255 220H257V221H253V222H256V224L258 223V222H260L261 220H259V219H261V217L259 216V219H257V218H254ZM264 219V218H263ZM117 220V222H119ZM140 220V219H139ZM143 220V219H142ZM171 220H173V219H171ZM189 220H190V218H189ZM196 220V219H195ZM205 220V219H204ZM206 220H207V218H206ZM220 220V221H221ZM228 220V219H227ZM230 220V221H231ZM231 221L232 222V224H234L233 222H235V224L237 223L236 221ZM241 220V221H242ZM141 221V220H140ZM145 221L146 220H144V222L143 223H145ZM157 221H156V223H157ZM178 221V220H177ZM182 221V220H181ZM214 221H215V219H214ZM213 221V222H214ZM249 221H248V225H249ZM263 221V220H262ZM141 222V223H142ZM147 222H149V221H147ZM150 222H151V219H150ZM154 221H153V219H152V222L151 223H153ZM160 222V221H159ZM179 222V221H178ZM194 222V221H193ZM204 222V221H203ZM244 222V221H243ZM150 223V224H151ZM156 223H153V224H156ZM162 223V222H161ZM197 223V222H196ZM199 223H202V222H199ZM210 223H211V221H210ZM216 223V222H215ZM226 223V222H225ZM228 223V222H227ZM230 223V222H229ZM245 223H241L245 228L248 226V225H246ZM261 223V222H260ZM260 223H258L259 225H260ZM185 224V223H184ZM206 224V223H205ZM213 224V223H212ZM224 224V223H223ZM231 224V227H233V225ZM241 224H240V226H241ZM245 224V225H244ZM252 224V223H251ZM250 224V225H251ZM253 224H255V223H253ZM255 224V226L257 227L258 225H256ZM159 225V224H158ZM157 225V226H158ZM162 226H163V224H161ZM200 226H201V224H199ZM208 225V224H207ZM206 225V226H207ZM230 225V224H229ZM239 225V224H238ZM237 224L236 225H234V227L236 226V229H234V230H236V231H230V229H229V232H231V237H233V239L231 240V241H234V243L236 244V246H234L235 244L234 243H231V241L229 242L228 240V242L229 243H231L230 245H227L226 247L227 248H222L223 246L225 247V241L226 240H224L223 239V242H222V240H221V242L222 243H224L225 245H220L221 243L220 242H218V243H220L219 245L221 246V247H219V248H222V250H224V249H227L228 250V246H230V247H232V244H233V246H234V248L233 249H235V247H236V250H234V252H233V249H231V248H229V250H231V252H233L232 254H235V255H233V256H231L232 258L229 260V258H227L228 257V255H231V254H228L227 255V257H226V259H225V257H224V260L226 261H224L223 262V260H222V264H264V249L263 250H260V251H258V252H256V253H248L247 251H246V249H249L248 248V246L250 245H252L251 243H253L254 244V242L258 239H256V237H254L256 240L254 241V242H252V240H250V242L251 243H249V245L247 246V242L249 241V240H246V239H250V237H251V234L253 233V231H254V228H253V231L251 230L252 229V225H251V229L249 228L248 230L251 232H248V231H246L247 230V228L245 229V228H243V230L244 231H242V228H239V229H241L240 231H242V232H248V233H250L249 235L250 236H247L248 238H244L243 236L244 235H242V234H240V235H242L241 237H239L238 236V233L240 232H238V230L239 229H237V227H239ZM156 226V225H155ZM156 226V227H157ZM165 226H163V227H165ZM183 226V225H182ZM217 226H219V225H217ZM225 226V225H224ZM227 226H228V224H227ZM242 226V227H243ZM254 225H253V227H255ZM264 226V225H263ZM263 226H261V228L260 229H264V227ZM144 227V228H143ZM148 227H149V225H148ZM156 227H154V229L156 228ZM165 227V228H166ZM185 227V226H184ZM193 227V226H192ZM199 226H197L196 228H198ZM204 227V226H203ZM209 227H211V225L209 226ZM221 227V226H220ZM226 227V226H225ZM248 227H250V226H248ZM258 227H260V226H258ZM160 228V227H159ZM159 228H157V229H159ZM200 228V227H199ZM202 228V227H201ZM200 228V229H201ZM223 228V227H222ZM222 228H219V229H222ZM229 228V227H228ZM227 227L226 228H224V229H228ZM162 229V228H161ZM186 229V228H185ZM185 229L184 228H182L181 230H179L180 231V234L178 233L177 234V232H175L176 234H174V233H172L173 235L172 236H169V233H168V237H172L173 238V236H175L176 238H179L180 237V235L181 234H183V236L182 237H180L181 239L185 236V238H183L184 240H182V241H185L186 239H187V237H189V236H186L187 234H189V233H187V234H185ZM204 229V228H203ZM231 229H233V228H231ZM146 230V231H145ZM163 230V229H162ZM161 230V231H162ZM168 230V229H167ZM189 230H190V228H189ZM206 230V229H205ZM209 230V231H208ZM208 230H206V231H203V232H209V234H210V232H211V230L210 229H208ZM256 230H257V228H256ZM151 231V232H150ZM157 231V230H156ZM155 231V232H156ZM159 231V230H158ZM178 231V232H179ZM196 231V230H195ZM215 231V230H214ZM223 231V230H222ZM3 232V233H2ZM147 232V233H146ZM164 232V231H163ZM160 233V231H159V233L158 234H160V236H161V234H162V236H163V234L164 233ZM170 232V231H169ZM193 232V231H192ZM198 231H196V233H197ZM200 232V231H199ZM198 232V233H199ZM202 232V231H201ZM202 232V233H203ZM227 232H228V230H227ZM226 232V233H227ZM238 232V233H237ZM242 232H240V233H242ZM19 234H21L20 232H18ZM17 233V234H18ZM145 233V234H144ZM219 233V232H218ZM218 233H216V234H218ZM255 233V232H254ZM253 233V234H254ZM260 233H262V231L260 232ZM16 234V235H17ZM19 234H18V236H19ZM156 235H157V232L155 233ZM171 234V233H170ZM185 234V235H184ZM192 234V233H191ZM208 233H207V235H204V237H206V236H210ZM247 234V233H246ZM258 234H259V232H258ZM258 234H257V236H258ZM179 235V236H178ZM213 235V234H212ZM223 235H224V233H223ZM226 235V234H225ZM227 235H229V234H227ZM226 235V236H227ZM8 236V237H7ZM21 236V237H22ZM154 236V237H153ZM158 236V235H157ZM160 236H159V238H160ZM165 236V235H164ZM166 236V237H167ZM197 236V235H196ZM199 236H202L201 234L199 235ZM256 236V235H255ZM263 236V235H262ZM2 237V236H1ZM146 237L145 238H143V239H145L146 240ZM152 238H151V241L153 240H155V235H152L151 236ZM166 237H164V241H165V239H166ZM168 237H167V239H168ZM203 237V238H204ZM211 238H213L212 236H210ZM223 237V236H222ZM222 237H221V239H222ZM225 237V236H224ZM223 237V238H224ZM227 237H229V236H227ZM243 237V238H242ZM2 238V239H3ZM26 238V240L27 239H29L30 237H25ZM112 238V239H111ZM139 238V239H138ZM149 239H150V237H148ZM158 238V241L160 240ZM171 238V239H172ZM179 238V239H180ZM192 238V237H191ZM207 239H209L208 237H206ZM149 239H147V241H149ZM156 239H157V237H156ZM161 239H163V238H161ZM170 239V238H169ZM168 239V240H169ZM179 239L177 240V241H179ZM180 239V240H181ZM199 239V238H198ZM227 239V238H226ZM230 239V238H229ZM4 240V239H3ZM2 240V241H3ZM7 240V239H6ZM6 240H4V241H6ZM144 240V242L147 244V242ZM188 240V239H187ZM210 240V239H209ZM259 240H260V238H259ZM11 241H8V242H11ZM37 241V240H36ZM140 241H141V239H140ZM152 241V242H153ZM157 241V240H156ZM161 241H163V240H161ZM163 241V243L166 245V241L164 242ZM176 244H177V242H176V239L175 240H173ZM206 241H208V240H206ZM218 240H215L214 242H217ZM226 241V242H227ZM264 241V240H263ZM262 241V242H263ZM7 242V241H6ZM11 242V243H12ZM28 242H29V240H28ZM30 242H32V241H30ZM141 242H143V241H141ZM174 242L172 243L171 241H170V244H171V246L169 247V248H172L173 247V249H175L174 247H175V245H173L172 246V244H174ZM186 242V241H185ZM187 242H192V239L190 240L189 239V241H187ZM205 242V241H204ZM211 242H212V240H211ZM210 241H209V243L212 245V243H214V242H212L211 243ZM256 242H258V241H256ZM5 243V242H4ZM10 243V244H11ZM154 243V242H153ZM153 243H151V244H153ZM157 243V242H156ZM161 243V242H160ZM193 243V242H192ZM198 243V242H197ZM196 243V244H197ZM200 243H202V242H200ZM199 243V249L201 250L202 248H200V247H203L202 246V244H200ZM206 243V242H205ZM217 243V244H218ZM259 243H261L260 241H259ZM9 244V245H10ZM13 244H11V245H13ZM31 244V243H30ZM33 244V243H32ZM100 244V245H99ZM158 244H159V242H158ZM157 244V245H158ZM163 244V245H164ZM167 244H169V243H167ZM191 244V243H190ZM210 244H208V245H210ZM216 244V243H215ZM216 244V245H217ZM256 244V243H255ZM10 245V246H11ZM26 245H27V247H26ZM139 245H141V244H139ZM143 245V244H142ZM159 245H162V244H159ZM159 245L157 246L158 248V251L160 252V253H158L159 255L161 254V252H162V254L164 253H167L163 248H161V246H160V248H159ZM162 245V246H163ZM181 245V244H180ZM184 245H186V244H183L182 245V247L184 246ZM187 245H189V243L187 244ZM198 245V244H197ZM197 245H194V246H197ZM207 245V244H206ZM209 246L210 248L214 245H212V246ZM262 245H264V244H262ZM262 245H257V247H258V249L256 248V246H255V248L257 249V250H259V248L262 246ZM10 246H8V248H7V251H5V253L2 251V249H4V248H2L1 247V249H0V253H4V254H0V264H5V260H6V258H8V255H10V254H13V255H16L17 254V252H16V254H14V250L12 249V247H10ZM14 246V245H13ZM33 246V245H32ZM31 246V247H32ZM153 246H155V245H153ZM178 246V245H177ZM177 246H176V249H178L177 248ZM249 246V247H250ZM252 246H254V245H252ZM251 246V247H252ZM260 246V247H259ZM7 247V246H6ZM14 247V248H15ZM164 247V246H163ZM167 247V246H166ZM180 247V246H179ZM189 247V246H188ZM191 247V246H190ZM204 247H206V246H204ZM204 247H203V251H204ZM218 247V246H217ZM247 247V248H246ZM15 248V249H16ZM97 248V249H96ZM100 248H99V250H100ZM145 248H148L146 245H145ZM144 248V249H145ZM152 248V247H151ZM181 248V247H180ZM184 248H185V246H184ZM196 248V247H195ZM194 247L192 248V249H195ZM198 248V247H197ZM196 248V249H197ZM207 248V247H206ZM213 248H214V246H213ZM218 248V249H219ZM261 248H264V247H261ZM142 249H143V247H142ZM143 249V250H144ZM156 248H154V250H157ZM167 249H168V247H167ZM172 249V250H173ZM189 249V248H188ZM208 249V248H207ZM212 249V248H211ZM215 249H217V248H215ZM251 249L252 248H250L249 250H250V252H251ZM31 250V251H32ZM101 250H100V252H101ZM147 250V249H146ZM180 250V249H179ZM228 250V251H229ZM257 250H253L252 249V251L253 252H255V251H257ZM145 251V250H144ZM148 252L149 251H151L150 250V248H149V250H147ZM169 251V250H168ZM183 251V250H182ZM186 251V250H185ZM185 251H184V253H185ZM190 251H192L191 249H190ZM197 251H199L198 249H197ZM212 251H217V250H212ZM218 251H220V254H221V250L219 249ZM236 251V252H235ZM170 252V251H169ZM172 252V251H171ZM175 252V251H174ZM189 252V251H188ZM200 252H202V250L200 251ZM198 253V252H195V250L193 251V254L191 253H189L190 255H188V257H190V258H192V259H194L193 261L194 262H196L197 264H210L209 262H207V260H206V256H204L203 254H201V253ZM206 252V251H205ZM208 252H209V250H208ZM208 252H206V253H208ZM215 252H214V254H215ZM223 252V251H222ZM98 253H99V251H98ZM98 253H97V255H98ZM102 253V254H103ZM144 253H147V252H143V255H146V254H144ZM152 253L154 254L155 253V255L154 256H156V253L157 252H153V250H152ZM152 253H151V255H152ZM184 253H181V254H184ZM217 254H218V252H216ZM224 253V255H226L225 254V252H223ZM141 255H142V253H140ZM139 254V255H140ZM162 254H161V256H162ZM179 254V253H178ZM180 254V255H181ZM186 254V253H185ZM184 254V255H185ZM208 254H210V252L208 253ZM214 254H212V255H214ZM20 255V254H19ZM18 255V257H20ZM35 255V256H34ZM151 255H149V257H148V259L149 258H154V256H152V257H150ZM158 255V256H159ZM192 255V256H191ZM206 255V254H205ZM216 255V254H215ZM11 256V255H10ZM17 256V255H16ZM37 256V257H36ZM90 256V257H89ZM99 256H101V255H99ZM134 256V257H135ZM158 256H156V257H158ZM160 256V257H161ZM186 256H187V254H186ZM210 256V255H209ZM218 256V255H217ZM220 256V255H219ZM222 256H223V254H222ZM13 257V256H12ZM23 257H20V258H22L23 259ZM94 257V258H95ZM138 256H136L135 258L136 259H138V262H139V259L140 258H137ZM143 257V256H142ZM142 257H141V259H142ZM155 257V258H156ZM159 257V258H160ZM187 257V258H188ZM230 257V256H229ZM15 259H17L16 257H14ZM127 258V259H128ZM129 258V259H130ZM135 258H134V260H135ZM143 258H145V257H143ZM162 258V257H161ZM171 258V257H170ZM181 258V257H180ZM208 258V257H207ZM212 258H213V256H212ZM220 258V257H219ZM223 258V257H222ZM11 259V258H10ZM22 259H20L23 263H24V261L22 260ZM40 259H41V261H40ZM96 259V258H95ZM124 259V260H123ZM128 259V260H129ZM150 259V260H151ZM164 259V258H163ZM97 260H100V259H97ZM132 260H131V262H132ZM149 260V261H150ZM167 260V259H166ZM165 260V261H166ZM169 260V259H168ZM174 260V259H173ZM17 261V260H16ZM21 261H20V263H21ZM127 261V260H126ZM125 261V262H126ZM158 261V260H157ZM164 261V262H165ZM175 261V260H174ZM183 261H184V259H183ZM186 261V260H185ZM189 261V260H188ZM192 261V260H191ZM208 261H209V259H208ZM25 262V263H26ZM130 262V263H131ZM136 262V261H135ZM140 262H141V260H140ZM170 262H171V260H170ZM169 262V263H170ZM181 262V261H180ZM216 262V261H215ZM214 262V264H217L218 263V261H217V263H215ZM221 262V261H220ZM7 263H8V261H7ZM16 263V262H15ZM19 262H17V264H18ZM19 263V264H20ZM91 263V262H90ZM94 263V262H93ZM98 263V262H97ZM129 263V264H130ZM137 263V262H136ZM143 263H145L144 261H143ZM149 263H151V262H149ZM167 263H168V261H167ZM168 263V264H169ZM187 262H185L184 264H186ZM211 263H213V262H211ZM10 264H11V262H10ZM13 264V263H12ZM22 264V263H21ZM27 264V263H26ZM86 264V263H85ZM88 264V263H87ZM122 264V263H121ZM141 264V263H140ZM145 264H147V261H146V263ZM164 264V263H163ZM181 264H183L182 262H181ZM219 264V263H218Z\"/></svg>",
	"mask_w": 264,
	"mask_h": 264
},
{
	"label": "crops",
	"instance_id": "0c3cea01",
	"mask_svg": "<svg viewBox=\"0 0 264 264\" xmlns=\"http://www.w3.org/2000/svg\"><path fill=\"white\" fill-rule=\"evenodd\" d=\"M248 105H246V107H247ZM244 107V106H243ZM242 107V108H243ZM214 109H219L220 107L219 106H215V107H213ZM237 108V107H236ZM236 108H233L231 111H233L234 109L236 110V112H238V111H241V112H239V113H242L241 114V116L243 115V114H245L246 116L247 115H249V116H252L253 118H255L257 121H262V122H264V118H263V111L261 112V113H263L262 114V116H260L261 115V113L260 114H258V112L259 111H255L254 109H251V107L249 108V106H248V109H249V111H250V109H251V111L249 112L248 111V109L246 108L245 109V107L243 108V110L244 111H242V109H241V107H239V108H237V109H240V110H237ZM222 109V108H221ZM225 109V108H224ZM229 109V108H228ZM220 110V109H219ZM234 110V111H235ZM245 110H247V111H245ZM254 110V112L255 113H257L256 115H259V116H256V117H258V118H256L255 116H254V112H252ZM222 111V110H221ZM225 111H227V108L224 110V112ZM229 111V110H228ZM233 111V112H234ZM233 112H228V113H226L227 115H226V117H231V118H236V119H239L238 117H241V116H238V115H236V116H238V117H236L235 116V113L233 114ZM246 112V113H245ZM247 112H249V113H247ZM230 113V114H229ZM252 115H251V114ZM237 114V113H236ZM232 115H234V116H232ZM244 115V116H245ZM243 116V117H244ZM261 119V120H260ZM263 119V120H262ZM241 120V119H240ZM247 120V121H246ZM242 121H244V122H246L247 124L249 123V124H252L253 122L252 121H250L249 119H242ZM255 126V128L256 129H258L259 130V132H264V127H261V126H264V123L262 124V123H260V124H258V125H256L255 123H253ZM261 128H260V127ZM247 140H245L244 139V141H247V142H250V140H248V138H246ZM255 139H253V141L251 140V142L250 143H253L252 144V149H255L256 148V146H263V144H264V142H263V144L261 143V142H258V140L256 141H254ZM256 142V143H255ZM257 143H259L258 145H257ZM256 146H255V145ZM254 145V146H253ZM260 146L259 147H257V148H259L260 149ZM262 149H264V146L262 147ZM264 155V154H263ZM254 160H255V166H256V170H255V174H253V175H251L250 177H248L247 179H244V180H242V181H240L241 182V190L239 191V193L237 194V196L240 198V199H243L244 201H242V203H245L246 204V200H249V197H250V199H252V196L253 197H255V196H257L258 197V194H259V198H258V200L259 199H261L260 200V204H264V188H261V187H263L264 186V165H262V164H264V163H262V161L264 162V156H263V160H261V163H260V159L259 158H257V156H255V158H254ZM263 167H262V166ZM261 169H263V170H261ZM249 170V168L247 169V171ZM263 181V182H262ZM252 182V183H251ZM260 182V183H259ZM263 185V186H262ZM244 188H247V189H244ZM260 188V189H259ZM257 189H258V191H257ZM243 191V192H242ZM256 192H258V194L256 193ZM260 192H262V194L260 193ZM254 194V195H253ZM256 194V195H255ZM260 196H261V198H260ZM257 197H255V198H257ZM248 203V202H247ZM252 203H253V205H252ZM257 203V206L259 207V208H261L262 209V207H264V206H260V204H259V201L258 202H256ZM256 203L255 202H251V206H252V208L254 207V204H255V206H256ZM259 204V205H258ZM258 207H257V209L256 208H254V209H256L257 211H258ZM254 209H252L253 211H251L250 210V213L251 214H249V218H248V216H247V218L250 220L251 218H253V219H251L252 221L250 222L247 218V220L249 221V225H248V221L245 223V221H246V219H245V221H244V223L246 224V225H248V226H250V227H246L247 228V230L246 231H248V232H250L251 230L253 231V228H254V230L256 229V226H255V224H256V222H253V221H257V220H255L254 218H257V219H259V216L261 217V219H259V220H263V218H264V214H261V213H263L264 212V210H263V212H262V210L260 211V212H258V217L255 215V214H252V213H255V211H254ZM260 210V209H259ZM257 211H256V213H257ZM260 213V214H259ZM262 215V216H261ZM253 216V217H252ZM252 223V224H251ZM253 223H255V224H253ZM244 224V225H245ZM252 225V229H251V225ZM236 225V224H235ZM238 225V224H237ZM253 225L255 226V227H253ZM257 225V224H256ZM239 227H237V229H239V228H242V231H244L246 228L241 224V226H240V224L238 225ZM243 226V227H242ZM234 229H236V226L235 227H233ZM243 228H245L244 230H243ZM251 229L250 231L248 230V229ZM227 230H228V232H227ZM225 229V232H227L226 233V235L227 234H229V235H227V236H229L228 238H230L229 240L231 241L232 239H233V237H231L232 235L229 233V229ZM241 229H239L238 230V232L240 231ZM234 231H236V230H234ZM242 231H240V232H242ZM242 232V233H238V236L240 235V234H242V235H244L243 237L246 239V238H248L247 236H250L249 234L251 233H248V232ZM247 233V234H246ZM242 235H240L239 237H241ZM252 235V234H251ZM242 237V238H243ZM198 242V243H197ZM196 243L198 244L197 246H198V248H199V243H200V239H198L197 238V240H196ZM231 243H234V241H231ZM200 244H202V243H200ZM235 244V243H234ZM203 245V244H202ZM234 246H236V244L234 245ZM234 246H233V244H232V249L234 248ZM204 247V246H203ZM203 247H200V248H202L201 250H202V252H200L201 254H203L204 256H206L205 258H206V260H207V262H209L210 264H214V262L215 263H217V261H218V263L219 264H222L225 260H224V257H225V259H226V257H227V255L228 254H231V255H228V257L227 258H229V260L232 258L231 256H233V252H234V250H236V247H235V249H233V252H231V250H225V251H223V252H225V254L226 255H224V253L223 252H221V254H220V252H218V254L215 252V254H214V252L213 251H210V254H208V253H206L207 251L205 250V248H204V251H203ZM180 249V250H179ZM183 250V251H182ZM186 250V247L184 248V246L183 247H181V248H178L176 251H175V254H170V255H166V256H163L165 259H167V261H174V262H176L177 264H181V262L184 264L185 262H187L186 264H191V262H190V259H189V257H188V255L186 256V254L184 253V251ZM200 250V251H201ZM206 251V252H205ZM186 252V251H185ZM179 253V254H178ZM181 253H184V254H181ZM181 254V255H180ZM206 254V255H205ZM212 254H214V255H212ZM222 254H223V256H222ZM210 255V256H209ZM218 255V256H217ZM220 255V256H219ZM212 256H213V258H212ZM230 256V257H229ZM171 257V258H170ZM181 257V258H180ZM188 257V258H187ZM208 257V258H207ZM220 257V258H219ZM223 257V258H222ZM169 259V260H168ZM174 259V260H173ZM183 259H184V261H183ZM208 259H209V261H208ZM186 260V261H185ZM189 260V261H188ZM222 260H223V262H222ZM227 260V259H226ZM181 261V262H180ZM221 261V262H220ZM211 262H213V263H211ZM226 262V261H225ZM217 263V264H218Z\"/></svg>",
	"mask_w": 264,
	"mask_h": 264
}]
</instances>
